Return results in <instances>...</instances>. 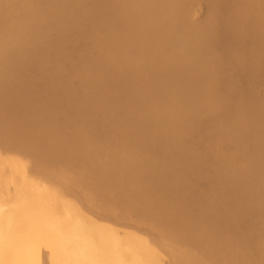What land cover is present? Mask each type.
Returning a JSON list of instances; mask_svg holds the SVG:
<instances>
[{
    "label": "bare ground",
    "instance_id": "6f19581e",
    "mask_svg": "<svg viewBox=\"0 0 264 264\" xmlns=\"http://www.w3.org/2000/svg\"><path fill=\"white\" fill-rule=\"evenodd\" d=\"M43 1L44 0H19V4L14 5V4H12V0H0V63L1 64L7 63V65H5V66H8L9 63H10L9 65H12L13 63L11 64V62H15L18 65L16 73L13 71L14 70V65H13L12 71L15 74H13V76L6 79V80L9 79V82H8L9 86L7 85L8 88L0 89L1 94L2 93L5 94L3 96V99L2 98H1L2 100L0 99V152H2L4 154L6 153L5 154L6 156L1 155V153H0V264H160L159 262H162L163 256H164V260L162 263L165 262L166 264H209V263H211V261L218 262V264L219 263L220 264H227L232 259V257L236 258L234 255L238 251H240V250H238L239 248L237 249V248L231 246V248L233 247L232 249L235 248L233 251H230V248L225 249V250L220 249L221 245L219 247L220 243H218V242H220L219 240L221 238V234L217 235V236H213V234H212L207 239L205 238L206 240L205 239L203 240V242L205 241L203 244H201L199 242L201 245L199 244L196 247L199 246L200 248H202V247L206 248V246H212L213 248L210 247V251L211 250L212 251L209 252V250H208V252L206 251V252H204V254H202V253L199 254L198 253L200 251L199 250L197 252V254H195V257H193V254H190L192 247L187 245L190 242H188L187 244L183 243V242H181L182 239L178 240V241H174V242L172 240V242H171L170 237H173L172 239H174V234L176 233L175 227L179 221L183 220V218H182V220L178 219V213L179 212L180 213H182V211L186 212L187 209L188 210L189 209H199L200 211H202V213H205L207 206L205 207L206 204L204 202L207 201V200L205 201V199L209 198L208 196H210L211 192H210L209 188L207 189L209 191H207L206 189H203V190H206V192L201 189V188H203L202 185L203 186H205V185L203 184L204 183L203 181H202L203 183L201 182L199 177H200V173H203L202 172L203 169L208 170L205 167L207 165H208L207 167H209V164L212 161L213 154L214 155L216 154L214 151L219 150L218 148H220V143L222 144V140H224V139L228 140L229 138H232V140H234L235 138H236V140H237V138H240V140L242 139L241 141H238L239 139L237 140L238 142H240V143L242 142V143L240 146V150H239V148H237L236 152L234 153V157H233L234 160L233 161L236 162L234 164H237V162L240 163L241 161H243L244 158L245 159L248 158L247 156L244 155V151H243L244 149L242 147V146H245L246 143L250 142L251 144H254L257 147V150H259V151H257V150H255V151H257L259 153V155L262 153L261 148L263 149V147H264V109H263V107L260 106V104L262 105V103H260V102L261 101L263 102L264 96L261 97V99H262V100L260 99L261 101L257 102L255 100L256 103L254 104V106L251 107V105H250V108H252V109L248 108V111L245 112L244 116L238 115V120L240 119V117H242L243 119L241 118L240 119L241 121L242 120L243 121L244 120L245 121H249V120L251 121L250 127L248 126L249 128L247 130H245L244 132H241L240 130H238L236 128L238 126L237 123L239 124V122L237 119H234L235 117L233 116V114H232V116H233L232 119L230 117L227 119L228 123H227V125H225V128L223 129V131H220V128L218 129V127L212 128L211 132L213 133V135L215 136V139L217 141L216 142L213 140L214 143L216 142L214 145L209 146L206 144L209 137L207 138V140L205 142L204 137H205L206 133L204 132V130H203V132L205 134L199 132V134L197 136H194V135H192L193 137L188 136V133H189L188 130L189 129L190 130H192L191 128L197 129L196 128L197 127L196 118H198V117H196L194 119V121L191 123H189V122L183 123V121L181 123L182 118H185V116H187V115L189 116L190 111H192L189 108L190 102L192 101L193 97L196 98V96L197 97L200 96V99L205 98L207 100L208 105L206 106V108L209 106L211 112L213 113L212 119L215 122L219 120L218 111H221L220 109L223 108L224 105L232 104L233 106H236L239 108L241 106H244V104L246 106V103L248 101L247 100L246 103L244 102L247 99L246 96H242L241 94H239L242 91L241 89H240V91L238 90V92H239L238 94L235 92L236 88H237V84L236 85H234V84L237 82L235 81V83L233 82L234 84H231L232 82L231 83L229 82L230 81L229 78L231 79L230 76L235 75L234 69H236L238 67L239 68L240 67L241 68L246 67L247 69L253 68L249 64L252 60L250 61L249 59H245L242 57V54L244 51L243 44H240V45L238 44L239 43L238 41L242 40L244 35H245L244 31H247V34H248V32L251 31V29L253 28V27H251V29H250L249 28L250 26H248V24L245 23L246 22L245 20L248 21L249 19H244V15H243V14H245L244 10L246 8L248 10L249 9L248 7H250V6L243 8L244 9L242 11L243 12L242 13L243 18H242V16L240 18H239V16H238V18L233 16L234 18H236L235 22H233L232 25H230V24L225 25L224 29H223L222 26L224 25V21H227L226 19L228 18V14L224 13V8H225V10H227L226 5H228L230 2L232 4V2L234 0H205L208 4L207 9H206L207 13H218V15L220 16V22L218 23L217 27H222V29L224 30L223 35H224V33L227 35V38H226V36L224 37V39H226V42L224 45H221L222 46V47H220L221 50H218V46L220 44H217V42H218L217 39L214 40V39H210L208 37L199 46L196 47L194 45L196 47V49H195L196 51L194 50V52H193L194 54H192L191 50H193V49H191L189 47V46H192V44L190 42L191 40L189 39L191 37V35H190V37L187 38V37H185V35H184V37H183V35L178 36V37H173V36L169 37L171 35V34H169V36H167L168 38L166 37L169 40H167V39H165V41L163 40V42H165V43L167 40L166 44L171 46L170 49H167V51L169 50L167 56L165 55L166 57H164V55H163L164 58L161 56L163 59L162 60L159 59V62H157V63L155 62L156 65L154 63V60H152L153 64L155 65L152 72L155 71L156 75H155L154 79H152V80H151V77L153 78V76L150 77L151 81H149V82L145 81V83H143V81L141 80L140 77H142V75H141L142 71H145L144 70L145 69L144 63H143L145 61L139 62V60H141V59L138 60L137 58H140L142 55L141 54L138 57L139 53L144 48L145 51H142V52H146V50H147V56L144 53L146 59H148V58L151 59L153 57L154 51L156 49H158V47L161 44L164 46L165 43L164 44H163V42L160 43L161 40L156 41V40L162 39V38H158V35H157L158 32L153 34V30H155V28L152 29V27H151V29H152L151 30L148 27H147L148 29H145L146 27H144V29H143L142 23H144V22H142V21H144V18L149 15V12L147 15L146 14L147 10H144V7L142 8L141 6H144L143 4H145V5L151 4V5H153L154 9H156L159 7L161 8L162 5L163 6L166 5V7H169V5H171L170 7L174 6L173 7L174 10H173V8L171 10L170 9L169 10L173 11L172 13H175V14L177 13V15H178L179 13H183V11L185 10L183 7L185 6V4L190 3L191 0H167V1L164 0L163 2L160 0H158V1L157 0H134V1H136V3L134 2L135 5H134V3L133 4L131 3V4L134 5L133 7L138 6V7H136L138 10L136 8L134 9V11H130L131 9H128L129 10L128 12H125V11L123 12L120 10L123 13H120V12L119 13L118 12L112 13V12H114V11H112L114 8H112V10H111L110 6H108L109 5L108 3L111 1L108 0V2L106 1L107 7L105 6L104 7L105 9H103L101 11H103V13H104V10L107 9L108 10L107 12H109V10L112 12L111 13H104L105 14V16H104L105 22L102 24L99 23L103 26L100 25L99 27L93 28L90 25L92 28L89 27L91 30L88 32L86 31L87 28L84 29L85 31L84 30L81 31L83 29V27H85V25H82V24H85V23L87 24L88 21L91 22V20H89V19L92 18V16H91L92 14L90 15L91 18L85 17V19H83V18L81 19V18H79V16L83 15L84 13L83 14L78 13V11H76V13H74L75 12L74 9H73L74 12L71 10L73 7L72 8L65 7V9L62 11V13L54 12V13H56V15H54L52 13H46L48 9H46V7H44L42 5ZM61 1L63 2V0H61ZM118 1L120 2V0H118ZM195 1H201V0H195ZM195 1H193V3H195ZM249 1L251 4V0H249ZM260 1L263 3L262 4L260 3L261 6H259L260 4L256 5L258 8L255 7V11H256V9L259 10V8H262V10H264V1H262V0H260ZM84 2L85 1H83L82 4H80V5L85 6V4H87V3L83 4ZM15 3L17 4L18 2H15ZM79 3H80V0H79L78 4ZM92 3H94V2H92ZM101 3L103 5H105L103 2H101ZM111 3L115 4L117 2L113 1ZM236 3H235V6H236ZM252 3H253V1H252ZM56 4H54V5H56ZM248 4L249 3H247V5ZM182 5H184V6H182ZM200 5H201V3H200ZM244 5L246 6L245 1H244ZM254 5L251 4V8H253L252 6H254ZM79 6H78L77 10L79 9ZM114 6H112V7H114ZM146 6L148 7V5H146ZM186 6H188V5H186ZM231 6H233V5H231ZM70 7H71V5H70ZM242 7H240V8H242ZM82 8H84V10H85V7H82ZM82 8L80 6V9H82ZM128 8H129V6H128ZM186 8H188V7H186ZM238 8H236V10ZM145 9H147V8H145ZM132 10H133V8H132ZM135 10H137V11H135ZM143 10L145 11L146 15H144ZM164 10H166V9H164ZM236 10H234V11L238 12ZM235 12H234V14H235ZM248 12H250V11H248ZM262 12H260L261 14L260 13L259 14L262 15ZM96 13H93V14L95 15ZM238 13H241V12H238ZM99 14L101 17V13H99ZM99 14H97V15L99 16ZM154 14H153V17L155 16ZM169 14H170V12H169ZM251 14H252V12H251ZM150 15L152 16V14H150ZM159 15H161V14H159ZM180 15L183 16L184 14H180ZM236 15H238V14H236ZM163 16H167V15H163ZM213 16H215V15H213ZM231 16H232V14H231ZM231 16H230V18H231ZM247 16L250 17L249 14ZM247 16L245 18H247ZM170 17L171 16H169V18ZM147 18H150V17H147ZM147 18H146V20H147ZM184 18H186V20L189 19L187 17H184ZM184 18H183V20H184ZM215 18H216V16H215ZM230 18H229V20L233 19V18H231V19ZM172 19L174 20L173 17H172ZM253 19L255 20L256 18H253ZM257 20H259L258 28H261L264 30V18H262V20L261 19H257ZM257 20H255V21H257ZM101 21H103V20H101ZM207 21L209 22V20H207ZM232 21H231V23H232ZM250 21L252 23L251 26H253V25L256 26L255 24L257 22L255 24H253L252 19H251L248 21V23H250ZM151 23H153V22H151ZM81 25L83 27L81 30H79V26H81ZM118 25L119 26L123 25V28L121 27V29H120V27H118ZM144 25H147V24H144ZM152 26H154V25H152ZM87 27H88V25H87ZM149 27H150V25H149ZM206 27L207 26L205 24L200 25V27H199L200 28V31H199L200 35L201 34L203 35V34H205L206 31H208ZM89 28H88V30H89ZM158 28H159V26H158ZM161 28H162V30L165 29L163 27H161ZM214 29L215 28H211L212 31H214ZM254 29H256V27ZM51 30H52V32L54 30V34L52 36H51V34L49 35ZM47 31H48V36H47L48 39L42 38L41 37L42 33L43 32L45 33ZM159 31H160V28H159ZM170 31H168V32L172 33L173 30L171 32ZM178 31H180V30H178ZM252 31L254 32L253 29H252ZM82 32H87V33H82ZM182 32L183 31H181V33ZM261 32H262V30L260 32H256V33L261 34ZM173 33H174V31H173ZM152 34H153V36L156 35L155 36L157 38V39L155 38L156 40L154 39V37L152 38ZM255 34H252V35H255ZM178 35H180V34H178ZM197 35H198V33L195 36L197 37ZM211 35L214 36V34H210V37H211ZM223 35H222V37H223ZM262 37H264V36L262 35ZM250 38H249V41L251 40ZM193 39H195V37ZM202 40H203V38H202ZM233 41H237L236 45L231 44V42H233ZM242 41L244 42L245 40H242ZM200 42H201V40H200ZM247 43H249V44H247ZM247 43H246L247 45H250V42H247ZM37 44H41V47H43L41 50L42 51L41 53L36 52L35 48H36ZM166 44H165V46H166ZM194 44H196V41ZM197 44H199V43H197ZM246 44H245V46H246ZM162 45H161V47H163ZM184 47H187V48L189 47V49H191L190 50L191 52L189 51V54H192L191 57L189 56L190 60H188L187 58L185 59V57L187 55H189L187 53L186 56L184 57L185 61L187 60L188 62L190 61L189 63H191V62L196 63L195 64L196 68L194 67L195 69H193L192 68L193 66L190 65L193 72L191 74H189V76L185 77V75L182 74V75H184V77L178 76L179 79L177 81L175 80L174 81L175 83L167 84L165 81H166V77L168 75V72H167L168 70H171V69L174 70L177 67L179 68L180 66H181V70H182V65L185 63V61L183 59H181L179 62L176 61L175 59L177 58L178 54L176 55L175 53H177V52H175V51L178 50V53H179V50L181 48L182 52L184 51L183 49H185V51L188 52L187 48H184ZM248 48H249V46H248ZM263 49H260L259 52L263 51ZM85 51H86V55H88V57L86 55H83V54H85ZM157 52H159V51H157ZM48 53H53V56H54V54H56L57 56L55 55L56 56L55 59L58 58L59 60H62V59H60V57L68 58V56H69V58L75 57L76 59L73 60V58H71V61H69V62H71L69 67L65 63V66H67V70H66V73L64 76L60 73L61 78L60 77L57 78L56 75H55L56 78H53L50 75H48L46 73V70H45V68L48 65L47 63H49V62H46L44 60V57L47 56ZM180 53H181V51H180ZM183 54H185V53H183ZM253 54H255V53H253ZM262 54L263 53H261L260 55L263 56ZM155 55H157V54H155ZM83 56H85L86 58L85 59L82 58ZM175 56H176V58L174 59ZM244 56H245V54H244ZM145 57H143V58H145ZM180 58H181V56H180ZM257 58H259V57H257ZM53 59H54V57H53ZM152 59H155V58L153 57ZM66 60L68 61V59H66ZM258 60H260V59H258ZM181 61L183 62V64ZM254 61L252 64H254ZM149 62H150V60H149ZM193 63H192V65H193ZM186 64L187 63H185V65ZM197 64H199V66H197ZM73 65H74V67L71 70ZM65 66H64L63 70H65V68H66ZM75 66H79L77 70H76ZM147 66L149 68V65H147ZM252 66H254V65H252ZM151 67H153V66H151ZM5 68H7V67H5ZM5 68L3 66V69H5ZM239 68H238V70H239ZM0 69H2V68H0ZM146 69H147V67H146ZM255 69H256V67H255ZM150 70H152V69L150 68ZM175 71H173V72H175ZM179 71H180V69H179ZM242 71L245 74L246 70L244 71V69H242L241 72ZM248 71H246V72H248ZM243 72H242V74H243ZM3 73L4 72H1L0 74H3ZM33 73L36 75H34L35 77H31L34 79L30 80V78H28V76H32ZM55 73H56V71H55ZM254 73H255V71H254ZM146 74H147V72H146ZM174 74L175 73H173L172 75H174ZM249 74H247V75L249 76ZM259 74H260V72H259ZM169 76H171V75H169ZM238 76H234V77H237V78L241 77V76L240 77H238ZM66 77H81L80 79L82 80V82L76 83L75 85L73 83H71L72 87L69 86L70 87L69 89L66 88V90H65V88H64L63 90H61L60 88H61L62 83L60 85V88H59V84L61 81H63L62 79H65ZM234 77L232 78L233 80H234ZM242 77L239 80H241ZM139 78L142 82L139 80ZM170 78L167 77L168 80ZM245 78H246V76H245ZM173 79H174V77L171 78V80H173ZM74 80L75 79H73L71 81L75 82ZM68 81H70V80H68ZM0 82H2V81H0ZM78 82H79V80H78ZM243 82H244V80H243ZM103 83L108 84V86H106V85H105L106 87L102 86ZM239 83H240V81H238V84ZM123 84L128 85L127 87L130 90L128 91V93H127V91H125L126 93H124V95L118 96V94L120 93V92H118L120 90L119 88H121ZM263 84H264V82H263ZM242 85H240V86H242ZM154 86L156 87V89L154 90L155 92L154 91L151 92L152 88H150L149 91L147 90V89H149V87H154ZM239 88H237V89H239ZM259 89H261V88H259ZM262 89H264V88H262ZM122 90H123V88H121L120 91H122ZM244 90H243V92H244ZM259 91H263V90H259ZM219 92H224V93H223V95H218L217 93H219ZM152 93H154V94H152ZM250 93L248 94L249 95L248 99L251 98V100H252L253 99L252 97L255 94L254 95L252 94L253 96L250 97ZM258 93H256V94H258ZM180 94H181V97H180ZM214 94H217L216 97L217 96H223V97H221V98L217 97L218 99H216L214 97ZM220 94H222V93H220ZM164 96H165L164 103L161 102V104L162 103L163 104L162 105L160 104V106H158V104H157V107L155 106V110L154 109L152 110V108H154V107L151 108L150 105L151 104L153 105V103L155 104L156 100L160 101L159 98H162ZM178 97H180V98L178 99ZM254 98H255V96H254ZM165 99H166V101H165ZM258 99H259V95H258ZM251 102H249V103H251ZM200 103H201V101H200ZM249 103H247V104L249 105ZM194 104H196V103L194 102ZM194 104L192 105V107L194 106ZM232 105H228V106H232ZM124 106H127V109L125 108L126 110L123 109ZM148 106L151 108V110L147 109V108H149ZM174 106L176 107L175 109H177V106H179V108H180L179 114H176V115L173 114V112H174L173 110H175V109H173ZM195 106H197V105H195ZM201 106H204V104ZM145 108H146V110H150L151 114H148V112H145L144 111ZM245 108H247V107H245ZM223 109H224V111L226 110L225 108H223ZM229 109H230V111L232 110L231 108H229ZM194 110H197V108L193 109V111ZM200 110L198 109L197 112L199 111V113H201ZM240 110L241 109H239L238 112H240ZM193 111H192V114H193ZM224 111L222 110L223 113H225ZM235 111H234V114H235ZM176 112H174V113H176ZM232 112L233 111L228 112V113L230 114ZM226 113H227V111H226ZM228 113L226 114V116L227 115L229 116ZM192 114H191V116H193ZM208 114L210 115L209 112H208ZM225 114H223V115H225ZM239 114H241V113H239ZM202 115H203V113H202ZM209 115H206V116H209ZM191 116H189V118ZM195 116H198V115H195ZM236 116H237V114H236ZM224 117L221 116V119L222 118L224 119ZM186 120H188V119H186ZM195 120H196V123H195ZM201 120H200V123L203 124L201 122ZM203 120H205V119H203ZM225 121H226V119H225ZM220 122H221V120H220ZM207 123H206V125H207ZM222 124H224V123L222 122ZM131 125H137V126H134L135 129H133V128L131 129V127H132ZM156 125L160 126L159 128H161V133L159 132V134H161V135L163 134V136H164V133L165 134H172L173 133V135H174L175 132H181V134L183 135V137L180 136L182 138L181 141H185L186 143H188V147L186 149V155L187 156H185L187 158L183 159V161L187 160V162H185V163H188V165H191L190 169H192V172L190 175H186L183 173L187 177L184 176L183 174H182L183 176L178 174L179 176H177V177H174V176L172 177V175H171L176 170L175 169L176 167H174L175 163L173 162L176 158L174 160H173V158L175 155H178L177 151H176L177 149L176 150L172 149V146L173 145L175 146L178 142L177 139L175 140L173 138L174 136L169 135L175 141L172 140L171 143L168 142L169 144L167 146H164V145L159 146L161 143L159 145L152 144L153 140L156 139V137L159 135L158 133L155 134L158 131V128H157V130L155 129L156 130L155 133L152 131V130H154L152 128L157 127ZM240 125H242V123ZM128 126H131V127L128 129ZM209 126H210V124H209ZM242 126H246V125L244 124ZM72 127H76V129L78 127H80V128L83 127L88 132L86 134H88L87 136L89 138L96 137L95 140L97 138L105 139L106 140L105 144H107V146L111 145V152L118 153V154L126 152V150L131 151L130 149H132V151H133L135 149V146L138 145V144H136L137 141H135L134 138L137 136L142 137V135H144V142L148 145H147V149L145 151L146 153H144L145 155L142 154L143 157H145V159L141 160L142 156H140L141 157L140 160L141 161L144 160L146 162H143V164H142L141 161L139 159H137L138 160L137 162L134 161V162H136L135 168L133 169V167H131L132 168L131 173L128 174V172L126 170L124 171L125 173L127 172V174H128L126 177H125V175H123L125 178L119 177L117 174L112 172L113 175L108 176L109 178H107L105 180L107 183V186L113 187V189L115 187L118 189L117 186L120 185L119 183L122 180H124V179L129 180V183H130L129 188L130 189L128 187H127L128 189L126 188L127 190H129V191H127L128 195H127V193H125L126 199L128 198L126 200V202L121 203L119 205H117L115 202V205L113 207H108V209H105L104 211H101L103 208H101V209L99 208L101 212H97L98 211L97 210L98 205L99 204H105L109 198L99 200L98 199L99 196L97 193H96L97 195L96 194L95 195L98 196L97 197L98 200L97 199L92 200V198L90 199L87 196L90 193L89 188L94 186V184L92 185V183H90L92 181L90 179L91 175H93L94 172H95L94 175H96L98 173V171H100V169H102V168L104 169V167L107 168V166H109V167L111 166V168H113L112 170H114L116 167L121 166L120 164L124 163V162H122V160H121V161L116 163L115 162L116 160H115V161H113V162H115V163H113L114 165H112V164L109 165L108 161L110 158H113V157H109V156H106V157L103 156L102 157V154L105 153L106 151L102 152V154H99V153L96 154L98 156L101 155L97 158L100 159V157H102V160L101 159L96 160V158L88 155L89 158H87L86 163L83 162V164L85 165V168L83 169V172H82V170L79 169V167H77L78 165L75 166V160L77 161L79 159V157L81 159H83L84 156L82 153L78 152L75 149L74 137H72L73 134L70 135V133H68V132H70L68 129H70ZM198 128H200V127H198ZM73 129H75V128H73ZM239 129H241V128L239 127ZM245 129H246V127H245ZM208 130H209V128H208ZM196 131H198V129ZM196 131H195V133H197ZM71 132H73V130H71ZM81 133L83 134V132H81ZM190 134H191V132H190ZM193 134H194V132H193ZM177 135L179 136V133ZM177 135H175V136H177ZM80 136H81V134H80ZM122 136L123 137L126 136L128 138V140H127L124 137L127 140V142H125L124 140L121 139L122 142H125L124 144H121V141H119V138H122ZM137 138L139 139V137H137ZM100 139H98L97 141H99ZM158 139H159V137H158ZM160 139L158 140V142L160 141ZM95 140H92V141L89 140V141L93 145V144H95ZM227 140H225V141H227ZM230 140L231 139H229V141ZM93 141H94V143H93ZM142 141L143 140H141V142ZM77 142H79V141H77ZM77 142H76L77 145H75L76 147H78V145H79ZM90 142H88V143H90ZM155 142L157 143V141H155ZM161 142H163V141H161ZM102 143H103V141H102ZM181 144H182V142H181ZM226 144H228V142ZM231 144H229V145H231ZM95 145H97V144H95ZM98 145H99V143H98ZM112 145L114 147H112ZM139 145L143 146L142 143H139ZM184 145L186 147V144H184ZM237 145L239 146V144H237ZM105 146L102 148L99 147L100 150H102L103 148H107ZM80 147L81 146L79 145V149H80ZM92 147L94 148V145ZM143 147H145V146H143ZM179 147H181V146H179ZM223 147L225 149V145ZM96 148L98 149L97 146H96ZM21 149L26 150V153H27L26 157L28 155L30 157L31 156L33 157V158H31V159H33V160H31V162L29 161L25 164V161L23 162V159L20 160L23 156H19V159H17V160H14L15 158L12 160V155L10 156L9 153L10 154L14 153V152L18 153V151ZM97 149H95L93 151L96 152ZM136 149H137V146H136ZM136 149H135V153L137 151ZM141 149H143V148L141 147ZM141 149L138 151H141ZM181 149L183 150V148H181ZM253 149L251 150V152L253 151ZM227 150L228 149H226V153L224 151L225 154H228ZM160 151H167L166 157L164 156V159L161 162L158 161L161 156H159V158H157V156H158L157 153H159ZM232 151H234V150H232ZM51 152L55 153V155H52L53 156L52 158H50V157L45 158V155L48 154V156H49L51 154ZM111 152H109L110 155H112ZM248 152L250 153V151H248ZM17 153H16V156H18ZM106 153L107 154H105V155H108V151ZM142 153H143V151H142ZM181 153H182V151H181ZM184 153H183V155H184ZM218 153L221 155L222 152H218ZM224 153H223V155H225ZM87 154H89V153H87ZM125 154H127V153H125ZM263 154H264V152H263ZM263 154H262V156H263ZM7 155H9V156H7ZM81 155L83 157H81ZM123 155H124V153H123ZM155 155L157 158L156 161L154 158ZM183 155H181V158ZM220 155H216V156H220ZM230 155L231 154H229V156ZM246 155H248V153ZM254 155H255V152H254ZM85 156L87 157V155H85ZM112 156H114V155H112ZM126 156H128V155H126ZM226 156H228V155H226ZM232 156H233V154L231 155V158H229L231 162H232V160H231ZM251 156H253V154ZM9 157H11V159ZM121 157H122V154H121ZM130 157L128 156V159ZM133 157L135 158V155H133ZM179 157H180V154H179ZM263 157H260V158H263ZM138 158H139V156H138ZM162 158L163 157H161V159ZM214 158H215V156H214ZM256 158L258 159L257 161H259V164L262 163L261 168L259 166L260 170H258V171H257V169L254 170L256 172L253 173L252 175H251V173L248 174V172L246 171L247 172L246 175H251L248 178L246 177L247 179H245V178L243 179V177L239 176L242 178L241 181L243 184L241 183L242 186L241 187L239 186V188L235 185L237 189L234 187L235 188L234 190L227 189L228 192L230 191L231 196L234 193L238 194V193H243L244 191L246 194V192H247L246 190L254 188V186L258 183H264V158L261 161L259 160V156H256ZM27 159L24 158V160H26V161H27ZM124 159H127V158H124ZM224 159H226V158H224ZM224 159H222V161ZM139 161L141 164L139 163ZM218 161H221V160H218ZM224 161L226 162L227 160H224ZM257 161H256V163H257ZM250 162H251V160H250ZM173 163H174V165H173ZM130 164H131V162H130ZM170 164H172L173 167L171 166L172 168L170 167L171 169H169V166H168L169 171L162 174V176H165V177L168 176V177H171V179L173 178V180H168V179H170L168 177H167L168 179H166L167 181H169V184L167 186L165 185L166 190L163 189V190L167 191V193L164 194L165 196H162L163 194L161 195L159 192L158 193L157 192H150L149 194H147L146 191H150V190H146L145 189L146 186L148 187L149 184H151V183L155 184L156 183L157 178L155 179V176L157 175V172L155 174V172H153V171H158V169H160L161 166H165V165L167 166ZM180 164H182V163H180ZM180 164L178 166H182ZM215 164H216V162H215ZM219 164H220L221 168H227V169L234 165L232 163V165L227 166L228 164L221 163V162ZM243 164H244V162H243ZM80 165H81V163H80ZM122 165H124V164H122ZM128 167H129V165H128ZM211 167H213V164ZM220 167L219 166L217 167L218 170H220L219 169ZM242 167H243V165H242ZM257 167H258V164H257ZM55 168H57V169L54 170ZM82 168H83V166H82ZM188 168H187V170H188ZM235 168H236V166L229 169L230 172L228 170L229 174H226V175H229V178L232 177L234 170H236ZM140 169H143V173H145L144 169L146 170V173L149 172L150 174L148 173V177H149V175H151L152 172L155 174V176L153 174L152 175L153 179L150 177L148 179H145L146 178V175H145V178H143V179H145V181L140 180V178L137 177V174L140 175L138 172ZM182 169H184V168L182 167L179 170L183 171ZM244 169H247V168L245 167ZM253 169H255L254 166H253ZM238 170L239 169L237 168V172H239ZM242 170H240V171H242ZM104 171H106V170H103V172ZM109 171H108V173H109ZM164 171H166V170H164ZM180 171H177V173ZM213 171H215V169ZM250 171H251V169H250ZM81 172L84 174L83 178L80 177ZM118 172H116V173H118ZM121 172L123 173V171H121ZM129 172H130V170H129ZM184 172H186V169H184ZM209 172H210L209 174H211L212 170ZM218 172H220V171H218ZM223 172L221 169V173H223ZM175 173H174V175H175ZM226 173H227V171H226ZM207 174H205L204 176H206ZM224 174H222V175H224ZM158 175H160V172ZM233 175H234L233 177H235V174H233ZM240 175H242V174H240ZM246 175L243 174L244 177ZM32 176L36 177L38 180L35 179V181H31L30 177H32ZM93 176H92V178H93ZM141 176H143V175H141ZM141 176H139V177H141ZM204 176H202V179ZM207 176H206V178H207ZM217 176H219L217 174V172L213 173L212 177L209 175V177L212 178V179L210 178V180H212L214 182H219L220 180H223L221 176H219V177H221V179H219V177H217ZM101 177H102V175H101ZM104 177H106V176H104ZM165 177H162V178H165ZM239 177L237 175V178L236 179L234 178L233 180L240 181V180H238ZM206 178H204V179H206ZM226 178H228V177H226ZM241 178H239V179H241ZM160 179H161V176H160ZM154 180H155V183H154ZM198 180H200V181H198ZM226 180H225V183H228L229 181L226 182ZM101 181H102V179H101ZM127 181H126V183H127ZM212 181H210V182L212 183ZM223 181H221V182L224 183ZM164 182L167 183L166 181H164ZM101 183H100V185H101ZM164 184L162 182V184H157L156 186L159 187V185L163 186ZM215 185H216V183L214 184V186ZM154 186L155 185L149 186V187L154 188ZM165 186L163 188H165ZM224 186H225V184H224ZM211 187H210V189L212 190ZM105 188H107V187H103V190ZM124 188H125V186H124ZM143 188H144V190H146L145 191L146 194H144L142 192ZM229 188H231V187H229ZM263 188L264 187L262 186V189ZM115 190L113 191V193L115 192ZM121 190H122V188H121ZM123 190H125V189H123ZM152 191H153V189H152ZM116 192H117V190H116ZM116 192H115V194H116ZM119 192H120V190H119ZM124 192H126V190ZM162 192L163 191H161V193ZM251 192H250V194L253 193V192L252 193ZM212 193L214 194L215 192H213V190H212ZM216 193H217V191H216ZM225 193L227 194V192H225ZM122 194H121V196H122ZM192 194H194V195H192ZM226 194L225 195L221 194V195H223V197L224 196L226 197ZM254 194H255V196L253 198H255V200H256L255 202H257V205H258V202L260 203L258 208H257V206L254 207V208H257L255 210L256 212L252 211L253 210L252 207L256 203L253 204L254 201L249 200L252 197L251 195H249L248 201H246L247 199L243 200V201H245L244 202L245 204L241 203L242 206H241L240 202L238 203L240 205V207L244 206L242 208V210H243L242 213L240 211L241 209L239 207H237L238 211L241 213V218H243L242 220H246V222H247V223L243 224L244 228H245V224L247 225V227H250V226L253 227V225L255 223L256 224L254 226H256V225L261 226L262 225V224L260 225L257 222L260 220L263 221L262 219L264 218V189L263 190L258 189ZM110 195H111V193H110ZM214 195H216V194H214ZM228 195H230V194L228 193ZM242 195H243L242 197H244V196L246 197L247 194L246 195L242 194ZM211 196H213V195H211ZM81 197H83L84 199L82 200ZM112 197H115V196H112ZM233 197H234V195H233ZM214 198H212V199H214ZM124 199L122 197V200H124ZM239 199H241V198H238V200ZM234 200H232V201H234ZM236 200H237V198H236ZM109 201H110V199H109ZM118 201H119V199H118ZM212 201H214V200H212ZM207 202H210V200ZM210 203L212 204V202H210ZM109 204H111V203H109ZM220 204H221V202H220ZM232 204H233L232 206L235 207L234 203H232ZM111 205H113V203ZM207 205H209V204L207 203ZM217 205H219V204H217ZM209 206H208V208L211 209V207H209ZM219 206L216 207V204H215V206H213L212 208L219 210L221 213L222 210H224L225 208H222V210H221L219 208ZM222 206H223V204H222ZM96 207H97V209H96ZM208 208H207V211H209ZM237 209H236V211H237ZM119 210L122 211L124 213V215H122L123 213L121 212L122 214H120V215H122V217L117 216L118 217L117 220H119L121 222L132 223L133 225L134 224L136 225V223L139 220H141L140 219L141 216H143L144 214L152 213V212H154V213L155 212H157V213H163L164 212L165 215L162 214L163 217L161 216L159 218L158 217L155 218V221L150 223L151 224L150 226L153 229L156 224L157 225L163 224V226L165 224V226H167L165 228L166 230L165 231L163 230L162 232L160 230H158V231H156L155 234H154V230L151 232H153V234L157 235V236H161V234L163 236L165 234L166 237L170 236L169 237L170 241H168V239H167L168 242H166V240H164V238H163V240L165 242L160 241L161 243H158L156 245V246H158V249H156V253H155L154 249L157 247L153 243H150L153 240L149 241L146 237L145 238L140 237L142 232H141V234L139 233L140 235L138 234L139 236L137 235L138 231L137 232L135 231L136 232L135 235H133V234L127 235L126 233H128L127 232L128 229L125 228L126 233H122L123 236L122 235L120 236L121 231L119 232V234L115 233L116 230L114 229L115 231H113V229H111L115 225L111 224L112 225V227H111V225L109 223H108L109 225H107L103 219H110V217H113L112 215L114 214V212L119 211ZM230 210H233V209H231V207H230ZM193 212H194V210H193ZM215 212H217V211H215ZM187 213H188V211H187ZM189 213H190V211H189ZM234 213H235V209H234ZM194 214H196V213L194 212ZM208 214H210V212ZM208 214H206L207 220H208V216L210 217V215H208ZM201 215H204V214H201ZM215 215H216L215 217H217L218 213H216ZM221 215H223V214H221ZM229 215H232V214H229ZM236 215L238 216V214H236ZM154 216L156 217V215H154ZM180 216H182V215H180ZM193 216L185 214V213L183 215L184 219H186V221L188 220L189 222L193 220ZM150 217H151V215H150ZM198 217H199V215H198ZM198 217L196 219H198ZM212 217L213 216H211V218ZM229 217L231 219L233 217V215H232V217L231 216H229ZM93 218L96 220H91L92 222L88 221L89 219H93ZM199 218L201 220H199V222H197V224L201 223V225H200L201 230H203V229L205 230L206 227L208 229L209 223L211 225V222H214V220L211 222H209V220L207 221L205 219V216L199 217ZM219 218H220V216H219ZM221 218H222V216H221ZM221 218L220 219L217 218L216 221H218V220L221 221ZM153 219L154 218L151 217L150 220H153ZM99 220H103L104 224L101 223ZM238 220H240V219H238ZM183 221H185V220H183ZM142 222L143 221H140V223H138V224H140V226H141ZM189 222H187V223H189ZM194 222H193V224H196ZM243 222H241V223H243ZM226 223H227V221H226ZM228 223H227V225H228ZM241 223H239V225H241ZM123 224L125 225V223H123ZM123 224H122V226H123ZM147 224H146V226L150 228V226ZM236 225L237 224H235L234 226H236ZM192 226H191V229L187 228V226H186V228L188 229V234L191 237V239H193L192 237L197 233L196 230H195L196 232L194 231ZM224 226H225V224H224ZM224 226L223 227L221 226V227L224 228ZM234 226H232V227H234ZM262 226H264V225H262ZM128 227H129V225H128ZM160 227H159V229H160ZM188 227H189V225H188ZM122 228H124V227H121V229ZM196 228H197V226H196ZM118 229H120V227H118ZM141 229H143V228L141 227L140 230ZM156 229H158V228H156ZM238 229H240V228L238 227ZM134 230H135V228H133V231ZM178 230H179V227H178ZM232 230H234V229L230 228V231H228V232L231 233ZM238 231H240V230H238ZM241 231L245 232V229H243ZM246 231L248 232V230H246ZM260 231H264V230L259 229V232ZM222 232L220 231V233H222ZM225 232L226 231H224V234L223 233L222 234L225 235ZM249 232H250L249 233L250 235L248 237L250 239L251 237H254V235L251 236L252 235L251 231H249ZM253 232H255V231H253ZM186 233H187V231H186ZM186 233H184V235ZM263 233L264 232H262L261 234L263 235ZM124 234H126V235L124 236ZM198 234L199 233H197V235ZM232 234H233V231H232ZM234 234H235V232H234ZM261 234H257V235L261 236ZM143 235H144V233H143ZM184 235H182V236H184ZM197 235H196V237H197ZM215 235H216V231H215ZM236 235H237V233H236ZM246 235L247 234H245L244 236L243 235H241V236H243V239H244ZM148 236H150V235H148ZM237 236H239V235H237ZM196 237L194 236V239ZM223 237L226 238L227 236H222V238ZM232 237H234V236L232 235ZM258 237H256V239H258ZM261 237H263V236H261ZM236 238H238V237H236ZM263 238H260V240L263 241ZM175 239H176V237H175ZM177 239H178V237H177ZM227 239H230V237ZM243 239L241 237L242 241H243ZM249 239L246 242H248ZM223 240H226V239H222V241ZM234 240H236V239H234ZM234 240H232V241H234ZM245 240L246 239H244V241ZM260 240L258 239L256 241L259 242ZM185 241L187 242V240H185ZM193 241H192V243H193ZM228 242H229V240L227 241V244H228ZM192 243H190V245ZM195 243H197V240ZM240 244H242V243H240ZM261 244H262V242H261ZM261 244H260V246H262ZM131 245H132V247H131ZM243 245H245L244 246V248H245L246 244L243 243ZM238 246H236V247H238ZM260 246L258 245V247L256 248L255 255L253 254L254 252L253 253L251 252V250L250 251L247 250V248L249 246L247 248H245L248 251V253L251 252V254L254 255V258H256L254 261L250 262L251 264H264V260L262 259V256H260L261 252L263 251L264 246H262V247H260ZM250 247H251V245H250ZM225 248H227V247L225 246ZM128 249H131L130 250L131 252L128 251ZM143 249H145L144 252H146V249L147 250L150 249V251H151V253H149L147 259H146V256H144L145 259H143V255H141L142 258L141 257L139 258L140 255L139 256L137 255V253L140 250L143 251ZM243 249H241L240 252H242ZM125 250L127 252H130L131 255H129L130 253H127V252L125 253ZM194 250H196V249H194ZM122 251H123V253H122ZM161 251H162V253H161ZM157 253H160L159 255L162 254L160 256L162 258V260ZM191 253H193V251ZM262 253H264V251ZM198 254L200 256L196 257V255H198ZM236 255H239V254H236ZM240 255H242V254H240ZM248 256H250V255H248ZM239 257H242V256H239ZM159 258L161 261L159 260ZM248 259H249V257H248ZM243 262H244V260H243ZM247 262H249V261L247 260ZM235 263H236V261H235ZM229 264H231V263H229Z\"/></svg>",
    "mask_w": 264,
    "mask_h": 264
},
{
    "label": "rangeland",
    "instance_id": "374dc122",
    "mask_svg": "<svg viewBox=\"0 0 264 264\" xmlns=\"http://www.w3.org/2000/svg\"><path fill=\"white\" fill-rule=\"evenodd\" d=\"M14 1H15V2H18V3L16 4ZM57 1H58V2H57ZM75 1H76V2L78 1V2H79V0H68V1H67V0H63V2H62L61 0H60V1H59V0H44L43 3H42V5H43L44 7H46V9H48L46 13H52V14H54V15H56L57 12H58V13H62V11L65 9V7H67V8H72V7H73L71 10L73 11V9H74V11H75V12L73 11L74 13H76V11H78V13H82V14L84 13L83 15L80 14L81 16H79V18H81V19H82V18L85 19V17L88 18V17H90V15L92 14V15H91L92 18L90 17L91 19H89V20H91V22L88 21L87 24H86V23H85V24H82V25H85V27H83L82 25L79 26V30H81L82 27H83V29H82L81 31H83L84 29L87 28V30H86L87 32L91 30L89 27H91V26H92L93 28H94V27H99L102 23L105 22V21H104V18H105V17H104V16H105L104 13H111L112 11H114V12H112V13H117V12H118V13H119V12H120V13H123L124 11H125V12H128V11H129L128 9H131L130 11H134V9H135L136 7H138V6L133 7V6L135 5V3H136V1H134V0H120V2H119L118 0H113L114 2H115V1L117 2V3H115L116 5H115L114 3H113V4L111 3V2H113L112 0H109V1H111V2L108 3V4H109L108 6H110L111 10H112V8H114V9L116 8V9H115V10L113 9L112 11L109 10V12H107L108 10L106 9V10H104V13H103V11H101V10L105 9V8H104L105 6L107 7V2H108V0H104V1H103V0H101V1H100V0H99V1H98V0H80V3H79V4H78V2L76 3ZM83 1H85L83 4L87 3V4H85V6H84V5H80V4H82ZM106 1H107V2H106ZM121 1H122V2H121ZM132 1H133V2H132ZM157 1H158V0H157ZM160 1L163 2L164 0H160ZM165 1H167V0H165ZM193 1H195V0H191V2L188 3V4H185V6L182 5V6H184L183 8H184L186 11L184 10L185 12L183 11V13H179V14H178L179 16L177 15V13L175 14V13H172L173 11H170V10L174 7V6L170 7L171 5H169L170 8H169V7H166V5H164V6L162 5V6H161L162 9H161L160 7H159L160 9H159V8L154 9L153 5H151V4H146V5H148V7H147L145 4H143L144 6H141L142 8L144 7V10H147V11H146V14H147V15H148V12H149V15L146 16V17L144 18V21H142V22H144V23H142V24H143V25H142V26H143V29H144V27H146L145 29H148V28L151 29V27H152V29L155 28V30H153V34L158 32V33H157L158 38H162V39H158V40H156V39H157V38L155 37L156 35L153 36V34H152V38H153V37H154V39L156 38V39H155L156 41H160V40H161L160 43H162L163 40L165 41V39L168 38L167 36H169V34H171L169 37H172V36H173V37H178V36H182V35H183V37H184V35H185V37H187V38L190 37V35H191V37H190L189 39L191 40L190 42H191L192 46H189V47H190L191 49H193V50L189 49V47H188V48H187V47H184V48H187L188 52L185 51V49H183V48H182V49H183L185 52H184V51L182 52L181 48H180V50H179V53H178V50H176V51L174 50L175 52H177V53H175V54H176V55L178 54V55H177V58H176V56H175L174 59L176 58L175 60L178 61V62H179L181 59H183V60L185 61L186 58H187L188 60H190L189 56L191 57L192 54H194L193 52H194V50L196 49V47L199 46V45H200V44H201L206 38H208V37H209L210 39H214V40L217 39V41H218L217 44H220V45L218 46V50H221V48H220V47H222L221 45H224L225 42H226V39H224V37L226 36V38H227V35H226L225 33H224V35H223V31H224L223 29H224V26H225V25H229V24L232 25L233 22H235V19L238 18V16H239V18H240L241 16H242V18H243V15H244V19H249V20L252 19L253 24H255V23L257 22V23L255 24L256 26H254V25L251 26V25H252L251 21H250V23H248L249 20H248V21L245 20V21H246L245 23H247L248 26H250V27H249L250 29H251V27H253L252 29L254 30V32L252 31V29H251V31H252L253 33H252L251 31H249L248 34H247V31H244V32H245V33L243 32V33L245 34L244 37H245V38L247 37L248 39H247V38L245 39V38L243 37L242 40H245L244 42H243L242 40L238 41V42H239V43H238L239 45H240V44H243V46H244V51H243L242 57L245 58V59H249L250 61L252 60L251 62L249 61V62H250L249 64H250V66L253 67L254 69H253V68H248V69H247L246 67H244V68H241V67L239 68V67H238L239 70H238V68H236L237 70L234 69V73H235V75H232V76H233V77H234V76H238V75H239L238 77H240V76L242 77V76H243L244 78L242 77V79L244 80V82H243L242 79L239 80L241 77H240V78L234 77V80H233V79H232L233 77L230 76L231 79L229 78L230 81L228 80L230 83L232 82L231 84H234L235 81H236L237 83H235L234 85L237 84V88H239V87H240V88H239V89L236 88V91H235V92L238 94V93H239L238 90L240 91V89H241L242 91H241V93H239V94H241L242 96H246V98H247L244 102L246 103V101L248 100L247 103H249V102L252 101V102H251L252 104L249 103V105H248V104L246 103V106H245V104L243 103L244 106H241L240 108H239V107H236V106H233L232 104H226V105H224L225 107L223 106V108L226 109L225 111H224L223 108L220 109L221 111H218V115H219L218 118H219V120L215 122V121L212 119V118H213V115H212L213 113L211 112L209 106L206 108V106L208 105V104H207V103H208L207 100H206L205 98L200 99V96H199V97L196 96V98L193 97L192 101L190 102V106H189V108H190V110H192V111H193V109H196V108H197V110H198V109H199V110L201 109V110H200L201 113H199V111L197 112V110H194V111H193V114H192V111H190V113H191L193 116H191V114L189 113V116H191L190 118H189V116L187 115V116H185V118H182V120H181V123H182V121H183V123H188V122L191 123V122L194 121V119H195L196 117H198V118H196L197 123H196V120H195V123L197 124V127H196V128L198 129V131H196L197 129H195V128H191L192 130L189 129V130H188L189 133L187 132V133H188V136H189V137H193L192 135L197 136V135L199 134V132H200V133H203V134L206 133V135H205V137H204V140H205V142H206L207 138L209 137V138H208V141L206 142V144L210 146V145H214V144L217 142L216 139H215V136H214L213 133L211 132L212 128H214V127L217 128V127H218V129L220 128V131H223V129L225 128V125H227V123H228L227 119H228L229 117L232 119V117L234 116V117H235L234 119H237V120H238V115H239V116H240V115H241V116H244L245 112L248 111V108H250V105H251V107L254 106V104L256 103L255 100H256L257 102H258V101H261V100H262L261 97L264 96V89H262V88H264V84H263V82H264V71H263V70H264V67H263V66H264V65H263V64H264V62H263V61H264V49H263V48H264V39H263V38H264V37H262V35L264 36V33H263L264 30L261 29V28H258L259 20H257V19H261V20H262V18H264V16H263V15H264V13H263L264 10H262V8H259V10L256 9V11H255V7L258 8L256 5H258V4H260V3H261V4L263 3V2H261L260 0H256V1H255V0H251V4H253V5L257 2L254 6H252L253 8H251V4H250V1H249V0H241V1H240V0H239V1H238V0H234V1L232 2V4H231V2H230L228 5H226L227 10H225V8H224V13L228 14V18L226 19L227 21H224V25L222 26V27H223V29H222V27H217L218 23L220 22V16L218 15V13H207V10H206V9H207V5H208V4H207V2H206L205 0L195 1V3H193ZM237 1H238V2H237ZM244 1H245L246 6L244 5ZM252 1H253V3H252ZM262 1H264V0H262ZM67 2H68V3H67ZM92 2H94V3H92ZM98 2H99V3H98ZM101 2H103L105 5H103ZM105 2H106V3H105ZM134 2H135V3H134ZM199 2L201 3V5H200ZM236 2H237V3H236ZM258 2H259V3H258ZM56 3H57V4H56ZM88 3H89V4H88ZM131 3H132V4L134 3V5H132ZM235 3H236V6H235ZM241 3H242V4H241ZM247 3H249V4L247 5ZM12 4H14V5H18V4H19V0H12ZM54 4H56V5H54ZM72 4H73V5H72ZM75 4H76V5H75ZM130 4H131V5H130ZM261 4H260L259 6H261ZM46 5H47V6H46ZM66 5H67V6H66ZM68 5H69V6H68ZM70 5H71V7H70ZM79 5L81 6V8H82V7H85V10H84V8L80 9V6H79ZM98 5H99V6H98ZM111 5H112V6L115 5V6L112 7ZM149 5H150V6H149ZM186 5H188V6H186ZM231 5H233V6H231ZM243 5H244V6H243ZM57 6H58V7H57ZM78 6H79V9H80L81 11H80L79 9L77 10ZM93 6H94V7H93ZM117 6H118V7H117ZM128 6H129V8H128ZM131 6H132V7H131ZM242 6H243V7H242ZM248 6H250V7H248ZM130 7H131V8H130ZM186 7H188V8H186ZM205 7H206V8H205ZM238 7H239V8H238ZM240 7H242V8H240ZM244 7H245V8L248 7L249 9L247 10V8H246V9L244 10V9H243ZM62 8H63V9H62ZM90 8H91V9H90ZM132 8H133V10H132ZM145 8H147V9H145ZM163 8L166 9V10H164ZM229 8H230V9H229ZM236 8H238V9L236 10ZM108 9H109V8H108ZM126 9H127V10H126ZM136 9H137V8H136ZM169 9H170V10H169ZM193 9H194V10H193ZM69 10H70V9H69ZM117 10H118V11H117ZM120 10L123 11V12H121ZM137 10H138V9H137ZM137 10H135V11H137ZM140 10H141V9H140ZM144 10H143L144 15H146ZM151 10H152V11H151ZM156 10H157V11H156ZM159 10H160L161 12H160ZM163 10H164L165 12H164ZM167 10H168V11H167ZM173 10H174V8H173ZM234 10H236V11H238V12H241V13L235 12ZM239 10H240V11H239ZM243 10H244V13H245V14L242 15V13H243L242 11H243ZM48 11H49V12H48ZM105 11H106V12H105ZM150 11H151V12H150ZM158 11H159V12H158ZM191 11H192V12H191ZM195 11H196V12H195ZM248 11H250V12H248ZM259 11H260V12L263 11V12H262V15H260L261 13H260ZM54 12H56V13H54ZM73 12H72V13H73ZM92 12H93V13H96V12H97V13L94 15ZM155 12H156V13H155ZM163 12H164V13H163ZM167 12H168V13H167ZM169 12H170V14H169ZM188 12H189V13H188ZM194 12H195V13H194ZM232 12H233V13H232ZM234 12H235V14H234ZM251 12H252V14H251ZM99 13H101V17H102L103 19L100 17V14H99ZM154 13H155V14H154ZM171 13H172V14H171ZM187 13H188V14H187ZM229 13H230V14H229ZM259 13H260V14H259ZM97 14H99V16H98ZM150 14H152V16H151ZM153 14L155 15V16H154L155 18L153 17ZM159 14H161V15H159ZM180 14H184L185 16H184V15L181 16ZM208 14H209V15H208ZM231 14H232V16H231ZM236 14H238V15H236ZM240 14H241V15H240ZM248 14H249L250 17L247 16ZM163 15H167V16H163ZM193 15H194V16H193ZM198 15H199V16H198ZM213 15H215L216 18H215V16H213ZM217 15H218V16H217ZM253 15H254V16H253ZM94 16H95V17H94ZM96 16H97V17H96ZM169 16H171V17L169 18ZM191 16H192V17H191ZM230 16H231V18H233L234 20L231 19ZM233 16H235L236 18H234ZM246 16H247V18H245ZM260 16H261L262 18H261ZM147 17H150V18H147ZM151 17H152V18H151ZM172 17L174 18V20L172 19ZM184 17H187V18H189V19L186 20V18H184ZM258 17H259V18H258ZM96 18H97V19H96ZM100 18H101V19H100ZM146 18H147V20H146ZM168 18H169V19H168ZM181 18H182V19H181ZM183 18H184V20H183ZM229 18H230L231 20H229ZM250 18H251V19H250ZM253 18H256L255 20H257V21H255ZM92 19H93V20H92ZM153 19H154V20H153ZM166 19H167V20H166ZM94 20H95L96 22H95ZM101 20H103V21H101ZM150 20H151V21H150ZM168 20H169V21H168ZM207 20H209V22H208ZM210 20H211V21H210ZM214 20H215V21H214ZM232 20H233V21H232ZM92 21H93V22H92ZM146 21H147V22H146ZM186 21H187V22H186ZM189 21H190V22H189ZM228 21H229V22H228ZM231 21H232V23H231ZM254 21H255V22H254ZM151 22H153V23H151ZM154 22H155V23H154ZM204 22H205V23H204ZM207 22H208V23H207ZM212 22H213V23H212ZM88 23H89V24H88ZM99 23H101V24H99ZM194 23H195L196 25H195ZM227 23H228V24H227ZM93 24H94V25H93ZM96 24H97L98 26H97ZM144 24H147V25H144ZM176 24H177V25H176ZM181 24H182V25H181ZM187 24H188V25H187ZM201 24H202V25L205 24V25L207 26L206 28H207L208 31H206V32H207L208 34H207L206 32H205L206 35H205V34H203V35H202V34H201V35L199 34V31H200V28H199V27H200ZM87 25H88V27H87ZM90 25H91V26H90ZM149 25H150V27H149ZM152 25H154V26H152ZM101 26H103V25H101ZM142 26H141V27H142ZM158 26H159V28H160V31H159ZM180 26H181V27H180ZM196 26H197L198 28H197ZM92 27H91V28H92ZM118 27H120V29H121V27L123 28V25H120V26L118 25ZM147 27H148V28H147ZM161 27H163V28H165V29L162 30ZM176 27H177L178 29H177ZM255 27H256V29H254ZM88 28H89V30H88ZM102 28H103V27H102ZM180 28H181V29H180ZM211 28H215L214 31H212ZM220 28H221V29H220ZM152 29H151V30H152ZM258 29H259V30H258ZM260 29L262 30L261 34H260V33H256V32H260V31H261ZM102 30H103V29H102ZM170 30H171V31L173 30L174 33H173V31H172L173 34H172V33H169L168 31H170ZM178 30H180V31H178ZM197 30H198V31H197ZM221 30H222V31H221ZM256 30H257V31H256ZM84 31H85V30H84ZM103 31H104V30H103ZM171 31H170V32H171ZM181 31H183V32L181 33ZM87 32H82V33H87ZM167 32H168V33H167ZM179 32H180V33H179ZM211 32H212V33H211ZM221 32H222V33H221ZM197 33H198V35H197V37H196L195 35H196ZM217 33H218V34H217ZM255 33H256V34H255ZM50 34H51V36H52V35L54 34V30H53V32H52V30H51L50 33H49V35H50ZM175 34H176V35H175ZM178 34H180V35H178ZM186 34H187V35H186ZM210 34H214V36L211 35V37H210ZM252 34H255V35H252ZM174 35H175V36H174ZM192 35H193V36H192ZM207 35H208V36H207ZM217 35H218V36H217ZM222 35H223V37H222ZM250 35H251V36H250ZM258 35H259L260 37H259ZM47 36H48V31L45 32V33L43 32L41 37L44 38V39H48ZM201 36H202V37H201ZM203 36H204L205 38H204ZM206 36H207V37H206ZM212 36H213V37H212ZM163 37H164V38H163ZM166 37H167V38H166ZM192 37H193V38L195 37V39H193ZM198 37H199V38H198ZM217 37H218V38H217ZM250 37H251V38H250ZM254 37H255V38H254ZM191 38H192V39H191ZM202 38H203V40H202ZM249 38L251 39L250 41H249ZM256 38H257V39H256ZM167 40H169V39H167ZM167 40H166V43H167ZM200 40H201V42H200ZM219 40H220V41H219ZM253 40H254V41H253ZM255 40H256V41H255ZM195 41H196V44H194ZM192 42H193V43H192ZM219 42H220V43H219ZM236 42H237V41H233V42H231V44L236 45ZM241 42H242V43H241ZM247 42H250V45H247V44H249V43H247ZM164 43H165V42H163V44H164ZM166 43H165V44H166ZM197 43H199V44H197ZM222 43H223V44H222ZM246 43H247V44H246ZM165 44H164V46L161 44L164 48L161 47V45H160V46H159L160 48L158 47V49H156V50L154 51V53H153V57H154L155 59H152L153 57H152L151 59H150V58L146 59L145 55L147 56V50H146V52H142V51H145L144 48H143V50L141 51L142 53L140 52L139 55H138V57H139V56L142 54L141 57H140V58H137V57H136L138 60L141 59V60H139V62L145 61V62H143V63H144V68H145L144 70H145V71H142V73H143V74L141 73L142 77H140L141 75L139 76V77L141 78V80L143 81V83H145V81H148V82H149V81H151L152 79H154V77H155V75H156V74H155L156 72H155V71L152 72V71H153V69H154L156 63L159 62V59L162 60L164 57L167 56L168 51H169V50L167 51V49H170L171 46H170V45H167V44H166V46H165ZM245 44H246V46H245ZM256 44H257V45H256ZM194 45H195L196 47H195ZM258 45H259V46H258ZM260 45H261V46H260ZM167 46H168V47H167ZM248 46H249V48H248ZM250 46H251V47H250ZM193 47H194V48H193ZM260 47H261V48H260ZM42 48H43V47H41V44H37V45H36V48H35V49H36V52H37V53H41V52H42V51H41ZM159 49H160V50H159ZM260 49H263V51L259 52ZM38 50H39V51H38ZM161 50H162V51H161ZM163 50H164V51H163ZM190 50H191L192 52H191ZM246 50H247V51H246ZM257 50H258V51H257ZM86 51H87V50H86ZM86 51H85V54H83V55H86ZM157 51H159V52H157ZM166 51H167V52H166ZM180 51H181V53H180ZM189 51H190L192 54H189ZM195 51H196V50H195ZM144 53H145V55H144ZM183 53H185V54H183ZM187 53H188L189 55L186 56ZM247 53H248V54H247ZM253 53H255V54H253ZM261 53H263V54H262L263 56L260 55ZM87 54H88V53H87ZM155 54H157L159 57H158L157 55H155ZM182 54H183V55H182ZM244 54H245V56H244ZM250 54H251V55H250ZM256 54H257V55H256ZM55 55H56V54H54V56H53V53H48L47 56L44 57V60H45L46 62H49V63H47L48 65H47V67L45 68V70H46V73H47L48 75H50L51 77H53V78H56V77L58 78V77H60V78H61V74H62L63 76L65 75L66 70H67V66L69 67L70 64H71V62H69V61H71V58H73V57H71V58H69V56H68V58H66V57H60V59H62V60H59L58 58L55 59V57L57 56V55H56V56H55ZM163 55H164V57H163ZM165 55H166V56H165ZM86 56L88 57V55H86ZM161 56H162L163 58H162ZM178 56H179V57H178ZM180 56H181V58H180ZM185 56H186V57H185ZM53 57H54V59H53ZM143 57H145V58H143ZM160 57H161V58H160ZM184 57H185V59H184ZM257 57H259V58H257ZM65 58L68 59V61H67ZM82 58L85 59L86 57L83 56ZM250 58H251V59H250ZM253 58H254V59H253ZM75 59H76V58L74 57L73 60H75ZM258 59H260V60H258ZM63 60H64V61H63ZM138 60H137V61H138ZM149 60H150V62H151L152 64L149 62ZM152 60H154V63L156 62L155 65L153 64V61H152ZM254 60H255V61H254ZM65 61H66V62H65ZM186 61H187V60H186ZM186 61H185V63H187L186 65H185V63L183 64V62L181 61L182 64H183V65H182V70H181V66H180L179 68L177 67L178 69L176 68L177 70H176V69L173 70V69L170 68L171 70H168V71H167V72H168V75H167L168 78H170V77L173 78V77H174L173 80H171V78L168 80L167 77H166V81H165V82H166L167 84H170V83L173 84V83H175V82H174L175 80L177 81V80L179 79V77H184V75H185V77H187V76H189V74H191V73L193 72V70L191 69V66H193L192 68L195 69V68H196V67H195V64H196V63H193V62L189 63L190 61H189V62H188V61L186 62ZM253 61H254V64H252ZM259 61H260V62H259ZM181 62H180V63H181ZM12 63H13V64H12ZM65 63H66L67 66H65ZM67 63H68V64H67ZM192 63H193V65H192ZM257 63H258L259 65H258ZM261 63H262V64H261ZM3 64H4V65H3ZM9 64H10V63H9ZM9 64H8V66H5V65H7V63H6V64H5V63H2V64L0 63V68H2V69H0V73H1V72H4L3 74H0V75H1V76H0V81H2V82H0V89H6V88H8L7 85L9 86V84H8L9 79H8V80H6V79L9 78V77H11V76H13V74H15L16 71H17V67H18V65H17L15 62H11L12 65H9ZM146 64L149 65V68H148V66H147ZM150 64H151V65H150ZM255 64H256V65H255ZM13 65H14V70H13V71H14L15 73L12 71V69H13ZM190 65H191V66H190ZM252 65H254V66L256 67V69H255V67L252 66ZM3 66H4V68H5V67H7V68L3 69ZM56 66H57V67H56ZM64 66L66 67L65 70H63V69H64ZM151 66H153V67H151ZM188 66H189V67H188ZM197 66H199V64H197ZM49 67H50V68H49ZM73 67H74V65L72 66L71 70L73 69ZM78 67H79V66H75L76 70L78 69ZM146 67H147V69H146ZM194 67H195V68H194ZM261 67H262V68H261ZM47 68H48V69H47ZM56 68H57V69H56ZM150 68H151L152 70H150ZM183 68H184V69H183ZM10 69H11V70H10ZM148 69H149L150 71H149ZM179 69H180V71H179ZM240 69H241V70L244 69V71H245V70H246V71L249 70V71H248V72L245 71V74H244V72L242 71V72H243V74H242V72H241ZM250 69H251V70H250ZM260 69H261V70H260ZM1 70H2V71H1ZM58 70H59V71H58ZM71 70H70V71H71ZM146 70H147V71H146ZM175 70H176L177 72H176ZM256 70H257V71H256ZM55 71H56V73H55ZM64 71H65V72H64ZM173 71H175V72H173ZM235 71H236V72H235ZM239 71H240V72H239ZM252 71H253V72H252ZM254 71H255V73H254ZM262 71H263V72H262ZM144 72H145V73H144ZM146 72H147V74H146ZM238 72H239L240 74H239ZM250 72H251V73H250ZM257 72H258V73H257ZM259 72H260V74H259ZM8 73H9V74H8ZM49 73H50V74H49ZM60 73H61V74H60ZM148 73H149V74H148ZM150 73H151V74H150ZM169 73H170V74H169ZM173 73H175V74L172 75ZM249 73H250V74H249ZM253 73H254V74H253ZM153 74H154V75H153ZM182 74H184V75H182ZM247 74H249L250 77H249ZM30 75H31V74H30ZM34 75H36V74L33 73L32 76H28V78H30V80H32V79H34V78H31V77H35ZM55 75H56V77H55ZM143 75H144V76H143ZM169 75H171V76H169ZM260 75H261V76H260ZM63 76H62V77H63ZM151 76H153V78H152ZM178 76H179V77H178ZM245 76H246V78H245ZM254 76H255V77H254ZM259 76H260V77H259ZM150 77H151V80H150ZM72 78L75 79V80H74L75 82L71 81V80H73ZM80 78H81V77H66L65 79H62L63 81L60 82V84H59V88H60V85H61V83H62L61 88H60L61 90H63L64 88H65V90H66V88L69 89L70 87H72V84H71V83H73V84L75 85L76 83H80V82H82V80H81ZM140 78H139V80H140ZM235 78H236L238 81H240L239 84H238V81H237ZM260 78H261V79H260ZM3 79H4V80H3ZM148 79H149V80H148ZM252 79H253V80H252ZM68 80H70V81H68ZM78 80H79V82H78ZM141 80H140V81H141ZM245 80H246V81H245ZM251 80H252V81H251ZM260 80H261V81H260ZM142 81H141V82H142ZM171 81H172V82H171ZM4 82H5V83H4ZM66 82H67V83H66ZM68 82H69V83H68ZM233 82H234V83H233ZM259 82H260V83H259ZM146 83H147V82H146ZM245 83H246L248 86H247ZM67 84H68V85H67ZM242 84H243V85H242ZM74 85H73V86H74ZM105 85L108 86V84H106V83H105V84H104V83L102 84V86H105ZM240 85H242V86H240ZM65 86H66V87H65ZM69 86H70V87H69ZM106 86H105V87H106ZM127 86H128V85L123 84L122 87H121V88H123L122 91H120L121 88H119L120 90H119L118 92H120V93L118 94V96H119V95H124V93H126L125 91H127V93H128V91H129L130 89H129ZM246 86H247V87H246ZM62 87H63V88H62ZM125 87H126L127 89H126ZM124 88H125V89H124ZM150 88H152V89H151V92L154 91V90L156 89V87L154 86V87H149V89H147V90L149 91ZM259 88H261V89H259ZM244 89H245V90H244ZM247 89H248V90H247ZM243 90H244V92H243ZM257 90H258V91H257ZM259 90H263V91H259ZM249 91H250L251 93H250ZM252 91H253V92H252ZM118 92H117V93H118ZM154 92H155V91H154ZM248 92L250 93V97L253 96V95L255 94V95H254L255 98H254V96H253V97H252L253 99L251 100V98H249V99H250V100H249V99H248V97H249V95H248L249 93H248ZM258 92H259V93H258ZM262 92H263V93H262ZM121 93H122V94H121ZM220 93H222V94H220ZM223 93H224V92H219V93H217V94H218V95H223ZM256 93H258V94H256ZM152 94H154V93H152ZM152 94H151V95H152ZM217 94H214V97H215L216 99H218L219 97H220V98L223 97V96H217V97H218V98H217V97H216ZM252 94H253V95H252ZM4 95H5V94H3V93L1 94V91H0V99H1V98L3 99V96H4ZM247 95H248V96H247ZM258 95H259V99H258ZM165 96H166V95H165ZM165 96L162 97L163 99H162V98H159L160 101H159V100H158V101L156 100L157 102L155 101V104L153 103L154 106H153L152 104L150 105L151 108L154 107V108H152V110H153V109L155 110V106L157 107V104H158V106H160L161 102L164 103V98H165ZM180 97H181V94H180ZM180 97H178V99H179ZM256 97H257V98H256ZM215 98H214V99H215ZM2 99H1V100H2ZM198 99H199V100H198ZM204 99H205V100H204ZM216 99H215V100H216ZM257 99H258V100H257ZM260 99H261V100H260ZM165 101H166V99H165ZM196 101H197V102H196ZM200 101H201V103H200ZM205 101H206V102H205ZM158 102H159V103H158ZM192 102H193V103H192ZM194 102H195L196 104H194ZM204 102H205V103H204ZM253 102H254V103H253ZM163 103H162V104H163ZM191 103H192V104H191ZM260 103H262V105L260 104V106L263 107V109H264V97H263V102L261 101ZM162 104H161V105H162ZM193 104H194V106H193L194 108L192 107ZM198 104H199V105H198ZM200 104H201V105L204 104V106H201ZM195 105H197V106H195ZM228 105H232V106H228ZM226 106H227V107H226ZM148 107H149V106H148ZM228 107L232 109L231 111H233V112L230 113V114H229L228 112H231V111H230V109H229ZM234 107H235L236 109H235ZM242 107H243V108H242ZM245 107H247V108H245ZM125 108L127 109V106H124V107H123L124 110H126ZM146 108H147V107H146ZM146 108H145L144 111H145V112H148V114H151V113H150V112H151V111H150L151 108H150V107L147 108V109H150V110H146ZM175 108H176V107L174 106L173 109H175ZM178 108H179V106H177V109L173 110L174 112L177 111L176 113L173 112L174 115L179 114L180 108H179V109H178ZM208 108H209V109H208ZM244 108H245V109H244ZM207 109H208V110H207ZM228 109H229V110H228ZM233 109H234V110H233ZM239 109H241L244 113H243L241 110H240V112H238ZM246 109H247V110H246ZM250 109H252V108H250ZM250 109H249V110H250ZM261 109H262V108H261ZM222 110H223L225 113H226V111H227V113L229 114V116L227 115V116H228V117H227V116H226L227 113H226V114L223 113ZM235 110H236V111H235ZM195 111H196V112H195ZM234 111H235V114H234ZM153 112H154V111H153ZM153 112H152V113H153ZM194 112H195V113H194ZM208 112L210 113V115L208 114ZM221 112H222V113H221ZM198 113H199V114H198ZM202 113H203V115H202ZM219 113H220V114H219ZM239 113H241V114H239ZM223 114H225V115H223ZM232 114H233V116H232ZM236 114H237V116H236ZM195 115H198V116H195ZM206 115H209L211 118H210L209 116H206ZM230 115H231V116H230ZM221 116H223V117L225 116L224 119L222 118L224 121L221 119ZM187 117H188V118H187ZM236 117H237V118H236ZM241 118H242V117H240V119H241ZM186 119H188L189 121L186 120ZM190 119H191V120H190ZM201 119H202V120H201ZM203 119H205V120H203ZM207 119H208L209 121H208ZM225 119H226L227 122L225 121ZM240 119H239V120H240ZM242 119H243V118H242ZM200 120H201V122H202L203 124L200 123ZM220 120H221V122H220ZM239 120H238L239 124L237 123V125H238L241 129H239V127H238L237 125H236V126H237L236 128H237L238 130H240L241 132H244L245 130H247V129L250 127V123H251L250 120H249V121H245V120L243 121V120H242L243 122H242L241 120H240V121H239ZM198 121H199V122H198ZM211 121H212V122H211ZM207 122L210 124L211 127L209 126V124H208ZM210 122H211V123H210ZM214 122H215V123H214ZM218 122H219V123H218ZM222 122H223L224 124H222ZM206 123H207V125H206ZM212 123H213V124H212ZM220 123H221L222 125H221ZM241 123H242V125L245 124L246 126H242V125H240ZM247 123H248V124H247ZM212 125H213V126H212ZM218 125H219V126H218ZM220 125H221V126H220ZM131 126H132V127H131ZM131 126H128V129H129L130 127H131V129H132V128L135 129L134 126H137V125H131ZM156 126H157V127H156ZM156 126H155L156 128H152V129H154V130H152V131L155 133L156 130H157V128H158V131H157L155 134H157V133L159 134V132L161 133V128H159L160 126H158V125H156ZM206 126H207V127H206ZM208 126H209V127H208ZM222 126H223V127H222ZM248 126H249V127H248ZM198 127H200L201 129L198 128ZM204 127H205V128H204ZM245 127H246V129H245ZM73 128H75V129H73ZM208 128H209V130H208ZM155 129H156V130H155ZM206 129H207L209 132H208ZM68 130H69L70 132H68V131H67V132L70 133V135L73 134L72 137H74V144L77 145L76 142L79 141V142H77V143L82 147V148L80 147V149H79V145H78V147H76V146L74 145L75 149H76L78 152L82 153L83 156H84L83 159H81V158L79 157V159H78L77 161L75 160V166L78 165L77 167H79V169H81L82 172H83V169L85 168V165L83 164V162L86 163L87 158H89V156H92V157L96 158V160H100V159L102 160V157H103V156H104V157H106V156L113 157V158H110V159H109V161H108L109 165H111V164L114 165L113 163H115V162L117 163V162H119V161H121V160H122V162H124V163H121V164H120L121 166L116 167L114 170H112L113 168H111V166H110V167L107 166V168L104 167V169H103V168L100 169L101 172H100V171H98V173L96 172V173H97L96 175H94V173H95V172H94V173H93L94 176L90 174V175H91V178H90V179L92 180L90 183H92V185L94 184V186H92L91 188H89L90 193H89V195H87V196H88L90 199L92 198V200L97 199L98 196H99V197H98L99 200H100V199H105V198H106V199H108V198L110 199V201H109V199L107 200L108 202L106 201L107 204H106V203H105V204H99V205H98V209H97V207H96V209H97L98 211H97V210H96V211H97V212H101V211H104L105 209H108V207H113V206L115 205V202H116L117 205L126 202V200H127L128 198L126 199V194H125V193H127V195H128V192H127V191H129V190H127V189H128L129 186H130L129 180H128V179H124V180H122L123 182L121 181V182L119 183L121 186H120V185L117 186L118 189H117L116 187L113 189V187H109V186H107V183H106L105 180H106L107 178H109L108 176L113 175V173L117 174L119 177L125 178L129 173H131V171H132V170H131V169H132L131 167H133V169L135 168V164H136V162L138 161L137 159L140 160V158H141L140 156H142L141 160H142V159H145V157H143V155H145L144 153H146L145 151H146V149H147V145H148V144H146V143L144 142V135H142V137L137 136V137H139V139H138L137 137L134 138V140L137 141L136 144H138V145H136V146H137V149H136V146H135V149L137 150L136 153H135V149H134L133 151H132V149H130L131 151L126 150V152H123L125 156L123 155V153L120 152V153L122 154V157H121V154L111 152V145H108V146H109V147H108L107 144H105V143H106V140H105V139H103V138H101V139H100V138H97V139L95 140L96 137H94V138H89V137L87 136L88 134H86V133H88V132H87L83 127H82V128L78 127L77 129H76V127H72V128H70V129H68ZM71 130H73V132H71ZM199 130H200V131H199ZM203 130H204L205 133L203 132ZM84 131H85V132H84ZM195 131H196L197 133H195ZM76 132H77V133H76ZM81 132H83V134H82ZM190 132H191V134H190ZM193 132H194V134H193ZM75 133H76V134H75ZM175 133H176V134H175ZM175 133H174V135H173V133H172V134H165V133H164V136H163V134H162V135L159 134V135L156 137V139L153 140V143H152V144H155V145L157 144V145H159V144L161 143L159 146H163V145H164V146H167V145H168L169 143H171L172 140H173L171 136H174L173 138H174L175 140L177 139L178 142H177V144L175 145L176 147H175L174 145L172 146V149H173V150H176V149H177L176 151H177V154H178V155H175V156H174L173 160H174L175 158H176V159L173 161V162L175 163V165H174V163H173V165H174V167H176L175 169H176L177 171H180L179 169H181V168L183 167L184 169H186V172H184V169H182L183 171H180V172H178V173H177V171L175 170V171H174V173L176 172L175 175H174V173H172L171 175H172V177H173V176H174V177H177V176H179V175L183 176L184 174H186V175H190L191 172H192V169H190V168H191V165H188V163H185V162H187V160L183 161V159H186V158H187V157H185V156H187V155H186V149H187V147H188V143H186L185 141H181V140H182L181 137H183V135L181 134V132H175ZM178 133H179V136L177 135ZM209 133H210V134H209ZM80 134H81V136H80ZM84 134H85V135H84ZM195 134H196V135H195ZM75 135H76V136H75ZM167 135H168V136H167ZM169 135H171V136H169ZM175 135H177V136H175ZM77 136H78V137H77ZM84 136H85V137H84ZM161 136H162L163 138H162ZM166 136H167V137H166ZM180 136H181V137H180ZM75 137H76V138H75ZM124 137L128 140V138H127L126 136H124ZM124 137L122 136V138H119V141H121V144H124L125 142H127V140H126ZM158 137H159V139L161 138L159 142H158V140H159ZM168 137H169V138H168ZM87 138H88L89 140H91V141H92V140H95V144H97V145H95V144H93V145H94V148H95V149H97L96 146L98 147V149H99V150L97 149L98 151H97V150H96V152L93 151V150H95V149L92 147V146H93L92 143H91ZM142 138H143V139H142ZM178 138H179V139H178ZM180 138H181V139H180ZM212 138H213V139H212ZM98 139H100V140H99L100 142L97 141ZM102 139H103V140H102ZM121 139L124 140L125 142H122ZM136 139H137V140H136ZM229 139H231V140L229 141ZM229 139H228V140H227V139L222 140V144L220 143V148H218L219 150L214 151L216 154H215V155L213 154L212 161L210 162L209 167H207L208 165L205 167V168L208 169V170H204V169H203V171H202L203 173H200V177H199V178H200L201 182H202V181L204 182V183H203V182H202V183L205 185V186L202 185L203 188H201V189H202V190H203V189H206V190H207V189L209 188V190H210L211 193H212V190H213V192H215L214 194H216V195H214L213 193H212V194L210 193V196H208L209 198L205 199V201H206V200H207V201L210 200V202H212V204H211L210 202H207V201L204 202V203L206 204L205 207L207 206V207H206V211H205V213H202V211H200L199 209H189V210L187 209L188 213H187V211H186V212H183V211H182V213H180V212L178 213V219L182 220V218H183V220H185V221H186V219H184V217H183L184 213H185V214H188V215H191V216L194 215V216H193V220L190 221L191 223H190L188 220H187L186 222L183 221V220H182L183 222H182V221H179V222H178V224H179L180 226H179L178 224H177L178 226L176 225V227H175V228H176V229H175V230H176V233L174 234V239H175V237H176V239H177V237H178L177 240H176V239H175V240L172 239L173 237H170V236H167V237H166L165 234H164V236L161 234L162 237H161V236L154 235V234L156 233V231H158V230H160L161 232H162L163 230H164V231L166 230L165 228H166L167 226H165V224H164V226H163V224H160V225H157V224H156V225L154 226L153 229H152L151 226H150V225H151L150 223L154 222V221H155V218H157V217L159 218V217H161V216L163 217L162 214H164V212H163V213H157V212L154 213V212H152V213L144 214L143 216H141V218H140L141 220H139V221L136 223V225H135V224L133 225L132 223L121 222V221L117 220L118 217H122V215H124V213H123L122 211L119 210L120 212H119V211H115V212L113 211V212H114V214L112 215L113 217H110V219H103L104 222H105L107 225H109V224H110V225H111V224L115 225L114 227H112V225H111V227H112L111 229H113V231L116 230L115 233H117V234H119V232L121 231L120 236L122 235V233H126L125 228L128 229V230L130 229L129 231L127 230V232H128V233H126L127 235H128V234H131V235L133 234V235H135L137 231H138V232H137V235H138L139 233L141 234V232H142L141 235L139 234L140 237H142V238H145V237H146L149 241H150V240H153V241H151L150 243H153L155 246H156L158 243H161L160 241L165 242L164 240H166V242H168V241H170V239H171V242H172V240H173V242H174V241H178V240H181V239H182L181 242L186 243V244H187L188 242L192 243V241L194 240V241H193L194 244H193V243H192L191 245H190V243L187 244V245H189V246L192 247L191 252L193 251V253L190 252V254H193V257H195V254H197V252H198L199 250L201 251V252H200V251L198 252L199 254H201V253L204 254V252H206V251L208 252V250H209V252L212 251V250L210 251V247L213 248L212 246H206V248H205V247L200 248L199 246L196 247V246L199 245L200 243L203 244V243L205 242V241L203 242V240H204L205 238L207 239V238L210 237L212 234H213V236H217V235H220V234H221V238H220V240H219L220 242H218V243H220V244H219V247H220V245H221L220 249H224V250H225V249L230 248V251H233L235 248H237V249L239 248L238 250L241 251V249H243L244 246H245V245H243V243H245V244H246V247H245V248H247L248 246L250 247V245H251V247H250V248L248 247L247 250H249V251L251 250V252H252V253L254 252L253 254L255 255L256 248L258 247V245L260 246L261 242H262L261 245L264 246V242H263V241H264V238H263V237H264V233H263V235L261 234V233L264 232V231H260V232H259V229H260V230H261V229L264 230V226H262V225H264V218L262 219L263 221L260 220V221L257 222V223H259L260 225L262 224L261 226H259V225L254 226V225L256 224V223H255V224L253 225V227H251V226H250V227H247V225L245 224V228H244L243 224H244V223H247L246 220H242L243 218H241V213H242V211H243L242 208H243L244 206H243V207H240V205H239L238 203L240 202V204H241V203L243 204V203L245 202V201H243L244 199H245V200L247 199L246 201H248V199H249V195H251L252 197L250 196L251 198H250L249 200H251V201L253 200V201H254L253 204L256 203V204H254L255 206L253 205V207H252V208H253L252 211L254 212V211L259 207V204H260V203L258 202V205H257V202H255L256 200H255V198H253V197L255 196L254 193H255L258 189H259V190H263L264 188L262 189V186L264 187V183H258V184H256V185L254 186V188H251V189L246 190V191H247L246 194H247L248 196L245 194V191H244L243 193H238V194L234 193V194H233L234 197H233V195L231 196L230 191L228 192L227 189H229V190H234V189L236 188V186H237L238 188H239V186L241 187V186H242V185H241V183H242V181H241L242 178H241V177H243V179H244V178L247 179V178L250 177L253 173L256 172V171H254V170H256V169H257V171L260 170L262 163L260 162L261 164H259V161H257V160H258V159H257L258 157L256 158V156H259V160H260V161L263 160V158H264V157H263V156H264V154H263V152H264V151H263V150H264V147H263V149L261 148V150H262L261 152H262V153L259 155V153L257 152V151H259V150H257V147H256L254 144H251V143L248 141L249 143H246L245 146H242L243 149H244V150H243V151H244V155L247 156L248 158H246V159L244 158L243 161H241L240 163L237 162V164H234V163H236L235 161H233V160H234V158H233V157H234V153L236 152L237 148H239V150H240V146H241V143H242V142L240 143V142H238V141H241L242 139L240 140V138H237V140L239 139L238 141L236 140V138H235V139L233 138L234 140H232V138H229ZM75 140H76V141H75ZM87 140H88V141H87ZM141 140H143V141L141 142ZM165 140H166V141H165ZM169 140H170V141H169ZM175 140H173V141H175ZM213 140L216 141V142L214 143ZM225 140H227V141H225ZM81 141H82V142H81ZM86 141H87V142H86ZM102 141H103V143H102ZM155 141H157V143H156ZM161 141H163V142H161ZM212 141H213V142H212ZM88 142H90V143H88ZM151 142H152V141H151ZM168 142H169V143H168ZM181 142H182V144H181ZM227 142H228V144H226ZM232 142H233V143H232ZM93 143H94V141H93ZM98 143H99V145H98ZM139 143H142L143 146H145V147H143L142 145H139ZM224 143H225V144H224ZM231 143H232V144H231ZM234 143H235V144H234ZM87 144H88V145H87ZM100 144H101V145H100ZM102 144H103V145H102ZM144 144H145V145H144ZM165 144H166V145H165ZM179 144H180V145H179ZM184 144H186V147H185ZM229 144H231V145H229ZM233 144H234V145H233ZM237 144H239V146H238ZM91 145H92V146H91ZM105 145H106V146H105ZM178 145L181 146V147H179ZM222 145H223V146L225 145V149H224V147H223ZM236 145H237V146H236ZM104 146L107 147V148H103L102 150H100V148H102V147H104ZM138 146H139V147H138ZM182 146H183V147H182ZM235 146H236V147H235ZM247 146H248V147H247ZM250 146H251L252 148H251ZM99 147H100V148H99ZM112 147H114V146L112 145ZM141 147H142L144 150L141 149ZM174 147H175V148H174ZM178 147H179V148H178ZM226 147H227V148H226ZM89 148H90V149H89ZM108 148H109V149H108ZM181 148H183V150H182ZM184 148H185V149H184ZM221 148H222L223 150H222ZM253 148H254V149H253ZM255 148H256V149H255ZM81 149H82V150H81ZM112 149H113V148H112ZM140 149H141V151H138V150H140ZM226 149H228V150H227L228 154H225V153H226ZM252 149H253V151L251 152ZM79 150H80V151H79ZM84 150H85V151H84ZM221 150H222V151H221ZM232 150H234V151H232ZM255 150H257V151H255ZM83 151H84L85 153H84ZM91 151H92V152H91ZM105 151H106V152L108 151V155H105V154H107ZM142 151H143V153H142ZM178 151H179V152H178ZM181 151H182V153H181ZM183 151H184L185 153H184ZM217 151H218V152H222L221 155H220ZM224 151H225V153H224ZM248 151H250V153H249ZM22 152H23L24 154H23ZM102 152H105V153L102 154ZM109 152H111V154L114 155V156L110 155ZM131 152H132V153H131ZM254 152H255V155H256V156L254 155ZM0 153H1V155H5V154H6V153L4 154V153H2V152H0ZM16 153H17V152H14V153H11V154L9 153L10 156L12 155V160H13L14 158H15L14 160L19 159V156H23L22 158L20 157V158H21L20 160L23 159V162L25 161V164H26L27 162H29V161L31 162V160H33V159H31V158H33L32 156L30 157V156L28 155V156L26 157L27 153H26V150H25V149H21V150H19L18 153H17L18 156H16ZM21 153H22V154H21ZM87 153H89V154H87ZM94 153H95V154H94ZM98 153H99V154H102V157H100V159L97 158V157L101 156V155H99V156L96 155V154H98ZM113 153H114V154H113ZM125 153H127V154H125ZM128 153H129L130 155H129ZM159 153H160V154H159ZM159 153H157V154H158L157 158H159V156L163 157L162 159H161V157H160L159 160H158L159 162H161V161L164 159V156L166 157L167 151H160ZM162 153H163V154H162ZM183 153H184V155H183ZM223 153H224L225 155H223ZM247 153H248V155H246ZM257 153H258V154H257ZM49 154H50V153H49ZM117 154H118V155H117ZM142 154H143V155H142ZM179 154H180V157H179ZM229 154H231V155L233 154L232 159H231L232 162H231L230 159H229V158H231V155L229 156ZM252 154H253L254 157L251 156ZM262 154H263V156H262ZM9 155H7V156H9ZM24 155H25V156H24ZM52 155H55V153L51 152V154H50L49 156H48V154H46V155H45V158H46V157H47V158H49V157L52 158V157H53ZM85 155H87V157H86ZM88 155H89V156H88ZM115 155H116V156H115ZM119 155H120V156H119ZM126 155H128L129 157L131 156V157H130L131 159H130V158L128 159V156H126ZM133 155H135V158L133 157ZM162 155H163V156H162ZM181 155H183L184 157L182 156V158H181ZM216 155H220V156H216ZM226 155H228L229 157L226 156ZM5 156H6V155H5ZM83 156L81 155V157H83ZM138 156H139V158H138ZM177 156H178L179 158H178ZM214 156H215V158H214ZM225 156H226V157H225ZM117 157H118L119 159H118ZM123 157H124V158H127L128 160H127V159H124ZM220 157H221V158H220ZM227 157H228V158H227ZM260 157H263V158H260ZM9 158L11 159V157H9ZM24 158H25V159H27V158L29 159V158H30V159H29V160L27 159V161H26V160H24ZM85 158H86V159H85ZM121 158H122V159H121ZM132 158H133V159H132ZM154 158H155V161H156V160H157L156 155H155ZM213 158H214V159H213ZM219 158H220V159H219ZM224 158H226V159H224ZM250 158H251V159H250ZM160 159H161V160H160ZM178 159H179V160H178ZM222 159L227 160V161H226V162H225L224 160L222 161ZM83 160H84V161H83ZM110 160H111V161H110ZM115 160H116V161H115ZM141 160H140V161H141ZM180 160H181V161H180ZM218 160H221V161H218ZM248 160H249V161H248ZM250 160H251V162H250ZM252 160H253V161H252ZM78 161H79V162H78ZM113 161H115V162H113ZM134 161H136V162H134ZM140 161H139V163H140ZM229 161H230L231 163H230ZM256 161H257V163H256ZM77 162H78V163H77ZM111 162H112V163H111ZM127 162H128V163H127ZM130 162H131V164H130ZM143 162H146V161H144V160L141 161L142 164H143ZM212 162H213V163H212ZM215 162H216V164H215ZM220 162H221V163L228 164L227 166L232 165V163H233L234 165H233L232 167H235V166H236V168H235L236 170H234L235 173L233 172V174H235V177H233L234 175L232 174V177H233V178H232V177L229 178V175H226V174H229V172H230L229 169H231L232 167H229L228 169H227V168H221V167H220V164H219ZM243 162H244V164H243ZM249 162H250L251 164H250ZM80 163H81V165H80ZM126 163H127V164H126ZM141 163H140V164H141ZM180 163H182V164H180ZM229 163H230V164H229ZM122 164H124V165H122ZM179 164L182 165V166H178ZM186 164H187V165H186ZM212 164H213V167H211ZM239 164H240V165H239ZM241 164L243 165L244 168L246 167L247 169H244V168L242 167ZM247 164H248L249 166H248ZM257 164H258V167H257ZM79 165H80L81 167H80ZM128 165H129V167H128ZM132 165H133V166H132ZM173 165L170 164V165H167V166H166V165H165V166H161L160 169H161V170L163 169L162 171H161L160 169H158V171H153V172H155V174H156V172H157V175H156V176H155V174H154L153 172L151 173V175H149V177L152 178V179H153V176H152L153 174H154V176H155V179L157 178V179H156V183H155V180H154V183H155V184L151 183L152 185L149 184V186H153V185L156 186L157 184H162V182H163V184H164V183H165L164 181H166L167 183H165L163 186H162V185H159V187H158V186H156V187L154 186V188H153V187H149V186L147 187V186H146V188H145V187H144V188H145L146 190H150V191H146V190H144V188H143L144 191L142 190V192H143L144 194H146L145 191L147 192V194H149L150 192H157V193L159 192L161 195L163 194L162 196H165L164 194L167 193V191H165V190H166V186L169 184V181H167L166 179L170 178V179H168V180H173V178L171 179V177H168V176H166V177H165V176H162V174H163V173H166L167 171H169V169H171V168L173 167ZM217 165L220 167V168H219L220 170H218V168H217L218 166H217ZM246 165H247V166H246ZM82 166H83V168H82ZM168 166H169V169H168ZM171 166H172V167H171ZM184 166H185V167H184ZM189 166H190V167H189ZM238 166H239V167H238ZM251 166H252V167H251ZM253 166L255 167V169H253ZM259 166H260V168H259ZM170 167H171V168H170ZM178 167H179V168H178ZM188 167H189V168H188ZM240 167H241V168H240ZM117 168H118V169H117ZM121 168H122V169H121ZM129 168H130V169H129ZM187 168H188L189 171L187 170ZM211 168H212V169H211ZM237 168L239 169L238 171H239L240 173L237 172ZM56 169H57V168H55L54 170H56ZM214 169H215V171H213ZM221 169H222V172L224 171L223 173H221ZM226 169H227V170H226ZM242 169H243V170H242ZM250 169H251V171H252V170H253V171L251 172ZM103 170H106V171L103 172ZM109 170H110V171H109ZM111 170H112V171H111ZM120 170L123 171V173H122ZM125 170L128 172V174H127V172H126V173L124 172ZM129 170H130V172H129ZM164 170H166V171H164ZM190 170H191V171H190ZM211 170H212V172H211V174H209V173H210L209 171H211ZM228 170H229V172H228ZM240 170H242V171H240ZM108 171H109V173H108ZM115 171H116V172L119 171V172L116 173ZM141 171H142V172H141ZM144 171H145V173H143V169H140V170L138 171L140 175L137 174V177L140 178V180H144V181H145V179H148V178H149V177H148V173H149V172L147 171L148 173H146V170H145V169H144ZM207 171H208V172H207ZM218 171H220V172H218ZM226 171H227V173H226ZM246 171L248 172V174L251 173V175H246V174H247ZM82 172H81V175H80L81 178L84 177V174H83ZM106 172H107V173H106ZM112 172H113V173H112ZM159 172H160V175H158ZM161 172H162V173H161ZM215 172H217V174H218L219 176H221L222 174L225 173L224 175L221 176L222 179H223L224 181H223V180H220L219 182H214V181L210 180V178L212 177V174L215 173ZM236 172H237V173H236ZM245 172H246V173H245ZM99 173H100V174H99ZM183 173H184V174H183ZM207 173H208V174H207ZM149 174H150V173H149ZM176 174H177V175H176ZM178 174H179V175H178ZM182 174H183V175H182ZM205 174L208 175V176H207V175H206V176H207V178H208L209 180L206 178V176H204ZM220 174H221V175H220ZM236 174L238 175V177L241 176V177H239V178H241V179L238 178V180H240V181H235V180H233L234 178H235V179L237 178V175H236ZM240 174H242V175H240ZM243 174L246 175V176L244 177ZM97 175H98V176H97ZM101 175H102V177H101ZM123 175H125V177H124ZM141 175H143L144 177L141 176ZM145 175H146V178H145ZM186 175H184V176H186ZM209 175H210L211 177H209ZM92 176H93V178H92ZM104 176H106V177H104ZM139 176H141V177H139ZM158 176H159V177H158ZM160 176H161V179H162L163 181L160 179ZM202 176H204L203 179H202ZM219 176H217V177H219ZM224 176H225V177H224ZM32 177H33V176H32ZM32 177H30V178H31V181H35V179L38 180L36 177H33V178H32ZM103 177H104V178H103ZM162 177H165V178H162ZM167 177H168V178H167ZM186 177H187V176H186ZM221 177H219V179H221ZM226 177H228V178H226ZM246 177H247V178H246ZM143 178H145V179H143ZM204 178H206V179H204ZM225 178H226L227 180H226ZM101 179H102V181H101ZM159 179H160V180H159ZM164 179H165V180H164ZM211 179H212V178H211ZM228 179H229V180H228ZM94 180H95V181H94ZM96 180H97V181H96ZM127 180H128V181H127ZM200 180H198V181H200ZM225 180H226V182L229 181L230 183H229V182H228V183H225ZM230 180H231V181H230ZM232 180H233V181H232ZM89 181H90V180H89ZM93 181H94V182H93ZM99 181H100V182H99ZM126 181H127V183H126ZM205 181H206V182H205ZM210 181H212V183H211ZM221 181H223L224 183H222ZM244 181H245V180H244ZM244 181H243V182H244ZM98 182H99V183H98ZM101 182H102V183H101ZM220 182H221V183H220ZM236 182H237L238 184H237ZM97 183H98V184H97ZM100 183H101V185H100ZM207 183H208V184H207ZM213 183H214V184L216 183L217 186H216V185L214 186ZM124 184H125V185H124ZM210 184H211V185H210ZM212 184H213V185H212ZM218 184H219V185H218ZM220 184H221V185H220ZM224 184H225V186H224ZM227 184H228V185H227ZM229 184H230V185H229ZM242 184H243V183H242ZM260 184H261V185H260ZM97 185H98V186H97ZM126 185H127V186H126ZM147 185H148V184H147ZM165 185H166V186H165ZM206 185H207V186H206ZM208 185H209L210 187L212 186V187H211L212 190L210 189V187H209ZM235 185H236V186H235ZM99 186H100V187H99ZM124 186H125V188H124ZM164 186H165V188H163ZM218 186H219V187H218ZM220 186H221V187H220ZM222 186H223L224 188H223ZM103 187H107V188H105L106 190H105V189L103 190ZM127 187H128V188H127ZM157 187H158V188H157ZM160 187H161V188H160ZM204 187H205V188H204ZM213 187H214V188H213ZM229 187H231V188H229ZM234 187H235V188H234ZM256 187H257V188L259 187V188L257 189ZM121 188H122V190H121ZM126 188H127V189H126ZM149 188H150V189H149ZM215 188H216V189H215ZM91 189H92V190H91ZM109 189H110L111 191H110ZM115 189L117 190V192H116ZM123 189H125L126 192H124L125 190H123ZM129 189H130V188H129ZM152 189H153V191H152ZM154 189H155V190H154ZM157 189H158V190H157ZM159 189H160V190H159ZM163 189H165V190H163ZM236 189H237V188H236ZM254 189H255V190H254ZM108 190H109V191H108ZM114 190H115L116 194H115V192L113 193ZM119 190H120V192H119ZM206 190H203V191L206 192ZM209 190H207V191H209ZM96 191H97V192H96ZM106 191H107V192H106ZM121 191H122V192H121ZM161 191H163V192L161 193ZM216 191H217V193H216ZM251 191H252L253 193H252ZM101 192H102V193H101ZM105 192H106V193H105ZM123 192H124V193H123ZM223 192H224V193H223ZM225 192H227V194H226ZM250 192H251L253 195L250 194ZM96 193L98 194V196H96V195H97ZM107 193H108V194H107ZM110 193H111V195H110ZM112 193H113V194H112ZM119 193H120V194H119ZM122 193H123V194H122ZM228 193H229L230 195H228ZM95 194H96V195H95ZM114 194H115V195H114ZM121 194H122V196H121ZM124 194H125V195H124ZM221 194H223V195L226 194V197H225V196L223 197V195H221ZM235 194H236V195H235ZM242 194L246 195V197H245V196L242 197V196H243ZM100 195H101V196H100ZM192 195H194V194H192ZM211 195H213V196H211ZM218 195H219L221 198H220ZM227 195H228V196H227ZM238 195H239V196H238ZM240 195H241V196H240ZM84 196H85V195H84ZM112 196H115V197H112ZM116 196H117V197H116ZM124 196H125V197H124ZM237 196H238V197H237ZM85 197H86V196H85ZM118 197H119V198H118ZM122 197H123V199H124V198H125V199L122 200ZM214 197H215V198H214ZM212 198H214V199H212ZM217 198H218V199H217ZM231 198H232V199H231ZM236 198H237V200H238V198H241V199H239V200L237 201ZM81 199L83 200L84 198L81 197ZM98 199H97V200H98ZM118 199H119V201H118ZM137 199H138V198H137ZM208 199H209V200H208ZM230 199H231V200H230ZM234 199H235V200H234ZM116 200H117V201H116ZM212 200H214V201H212ZM232 200H234V201H232ZM240 200H241V201H240ZM112 201H113V202H112ZM217 201H218V202H217ZM236 201H237V202H236ZM117 202H118V203H117ZM220 202H221V204H220ZM109 203H111V204L113 203V205H111V204H109ZM207 203H208L210 206L207 205ZM228 203H229V204H228ZM232 203H234L235 207L232 206V205H233ZM215 204H216V207L220 205L219 208H220L221 210H222V208H225V209L222 210V212L220 213L219 210H216V209L212 208L213 206H215ZM217 204H219V205H217ZM222 204H223V206H222ZM230 204H231V205H230ZM242 204H241V206H242ZM244 204H245V203H244ZM102 205H103V206H102ZM106 205H107V206H106ZM117 205H116V206H117ZM238 205H239V206H238ZM208 206L211 207V209L208 208ZM226 206H227V207H226ZM256 206H257V208H254V207H256ZM230 207H231V209H233V210H230ZM237 207H239V208L241 209V210H240L241 213L238 211ZM99 208H100V209L103 208V209L100 211ZM207 208H208L209 211H207ZM227 208H228V209H227ZM234 209H235V213H234ZM236 209H237V211H236ZM193 210H194V212H195L196 214H194ZM196 210H197V211H196ZM212 210H213V211H212ZM214 210L217 211V212H215ZM225 210H226V211H225ZM229 210H230V211H229ZM189 211H190V213H189ZM198 211H199V212H198ZM118 212H119V213H118ZM121 212H122L123 214H122ZM197 212H198V213H197ZM200 212H201V213H200ZM203 212H204V211H203ZM207 212H208V213L210 212V214H208ZM223 212H224V213H223ZM237 212H238V213H237ZM255 212H256V211H255ZM117 213H118V214H117ZM216 213H218V216H217V217H215V216H216V215H215ZM225 213H226V214H225ZM239 213H240V214H239ZM120 214H122V215H120ZM149 214L151 215L152 218H154L153 220H150L151 217H150ZM160 214H161V215H160ZM201 214H204V215H201ZM206 214L210 215V217L208 216V220H209V222H211V221L214 220V222H211V225H212V226H211L210 223H209V225H208L209 228L207 229V227H206V229H207L208 231H207L206 229H205V230H204V229L201 230V228H200L201 223H198L199 225L197 224V222H199V220H201L199 217H204V216H205V219L207 218V217H206V216H207ZM213 214H214V215H213ZM221 214H223V215H221ZM229 214H232L233 217H232V215H229ZM236 214H238L239 217H238ZM94 215H95V214H94ZM146 215H147V216H146ZM154 215H156V217H155ZM164 215H165V214H164ZM180 215H182V216H180ZM198 215H199V217H198ZM227 215H228V216H227ZM117 216H118V217H117ZM179 216H180V217H179ZM195 216H196V217H195ZM211 216H213V217L211 218ZM219 216H220V218H221V216H222L221 221H219V220L216 221L217 218L220 219ZM225 216H226L227 218H226ZM229 216H231L232 218L230 219ZM235 216H236L237 218H236ZM115 217H116V218H115ZM149 217H150V218H149ZM197 217H198V219H196ZM194 218H195L196 220H195ZM210 218H211V219H210ZM234 218H235V219H234ZM146 219H147V220H146ZM228 219H229L231 222H230ZM238 219H240L241 221L238 220ZM91 220H96V219L93 218V219H89L88 221H89V222H92ZM103 220H99V221H100L101 223L104 224ZM206 220H207V219H206ZM208 220H207V221H208ZM99 221H98V222H99ZM140 221H143L142 223H143L144 225L141 223V226H140V224H138V223H140ZM146 221H147V222H146ZM194 221H195V222H194ZM226 221H227V223L229 222L228 225H227ZM234 221H235L236 223H235ZM237 221H238V222H237ZM243 221H244V222H243ZM119 222H120V223H119ZM148 222H149V223H148ZM184 222H185V223H184ZM187 222H189V223H187ZM193 222L196 223V224H193ZM215 222H216V223H215ZM241 222H243V223H241ZM262 222H263V223H262ZM108 223H109V224H108ZM123 223H125V225H124ZM147 223H148V224H147ZM186 223L189 225V227H188V225H187ZM214 223H215V224H214ZM230 223H231L232 225H231ZM234 223L237 224L238 226H237V225H236L237 227L234 226V225H235ZM239 223H241L242 226L239 225ZM122 224H123V226H122ZM130 224H131V225H130ZM146 224L149 225L150 228L147 227ZM213 224H214V225H213ZM220 224H221V225H220ZM224 224H225V226H224ZM233 224H234V225H233ZM128 225H129V227H128ZM181 225H182V226H181ZM192 225H193V226H192ZM226 225H227L228 227H227ZM135 226H136V227H135ZM158 226H159V227L161 226L160 229H159ZM186 226H187V228H189V229H191V226H192V228L194 229V231L196 230L197 233H199L198 235H197V233L194 235L195 237H196V235H197L198 238L196 237V238L194 239V236H193V237H192L193 239H191V237H190L189 234H188V229L186 228ZM194 226H195V227H194ZM196 226H197V228H196ZM221 226H222V227L224 226V228H222ZM232 226H234V227H232ZM118 227H120V229H118ZM121 227H124V228H122L123 230L121 229ZM141 227H142L143 229L140 230ZM178 227H179V230H178ZM183 227H184V228H183ZM210 227H211V228H210ZM212 227H213V228H212ZM238 227H239L240 229H238ZM242 227H243V228H242ZM133 228H135L134 231H133ZM137 228H138V229H137ZM146 228H147V229H146ZM156 228H158V229H156ZM225 228H226V229L228 228V229H229V230L227 229L228 231H230V228H231V229L233 228L235 231L232 230V231H233V234H232V231H231V233H230V232H228ZM235 228H236L237 230H236ZM249 228H250V229H249ZM255 228H256L257 230H256ZM258 228H259V229H258ZM114 229H115V230H114ZM117 229H118V230H117ZM151 229H152V230H151ZM155 229H156V230H155ZM180 229H181V230H180ZM185 229H186V230H185ZM221 229H222V230H221ZM223 229H224V230H223ZM243 229H245V232H246V233H245L244 231H243V232L241 231V230H243ZM139 230H140V231H139ZM146 230H147V231H146ZM149 230H150V231H149ZM153 230H154V234H153V232H151V231H153ZM184 230H185V231H184ZM198 230H199V231H198ZM200 230H201V231H200ZM217 230H218V231H217ZM238 230H240V231H238ZM246 230H248V232H247ZM122 231H123V232H122ZM124 231H125V232H124ZM135 231H136V232H135ZM179 231H180V232H179ZM186 231H187V233H186ZM192 231H193V230H192ZM194 231H193V232H194ZM196 231H195V232H196ZM203 231H204L205 233H204ZM215 231H216V235H215ZM220 231H221V232L223 231V232H222L223 234H224V231H226V232H225V235H223L222 233H220ZM249 231H251V234H252L251 236L254 235L255 238H254V237H251V238L249 239V237H248V236L250 235V234H249V233H250ZM253 231H255V232H253ZM134 232H135V233H134ZM150 232H151V233H150ZM183 232L186 233V234L184 235ZM207 232H208V233H207ZM213 232H214V233H213ZM234 232H235V234H234ZM257 232H258V233H257ZM143 233H144V235H143ZM146 233H147V234H146ZM178 233H179V234H178ZM182 233H183V234H182ZM203 233H204V234H203ZM210 233H211V234H210ZM227 233H228V234H227ZM236 233H237V235H239V236H237ZM244 233L247 234L246 236L248 237V238H247V237L245 236V238H244V239H246L245 241H244V239H243V236L245 235ZM256 233H257V234H261V236H263V237L257 235ZM126 234H124V236H125ZM151 234H152L153 236H152ZM176 234H177V235H176ZM187 234H188V235H187ZM202 234H203V235H202ZM209 234H210V235H209ZM139 235H138V236H139ZM142 235H143V236H142ZM145 235H146V236H145ZM148 235H150V236H148ZM182 235H184V236H182ZM207 235H208V236H207ZM232 235H233L234 237H232ZM241 235H243V236H241ZM122 236H123V235H122ZM222 236H227V237H226V238H225V237L222 238ZM258 236H259V237H258ZM169 237H170V239H169ZM179 237H180V238H179ZM183 237H184V238H183ZM229 237H230L231 240H230V239H227V238H229ZM236 237H238V238L240 237V238L238 239V238H236ZM241 237H242L243 241L241 240ZM256 237H258L259 240H260V238H263V241L260 240L259 242H257L256 240H258V239H256ZM149 238H150V239H149ZM158 238H159V239L161 238L162 240H161V239L159 240ZM163 238H164V240H163ZM199 238H200V239H199ZM156 239H157V240H156ZM167 239H168V241H167ZM188 239H189V240H188ZM190 239H191V240H190ZM198 239H199V240H198ZM206 239H205V240H206ZM222 239H226V240H223V241H222ZM234 239H236L237 241L234 240ZM248 239H249V241L246 242ZM255 239H256V240H255ZM158 240H159V241H158ZM185 240H187V242H186ZM196 240H197V243H195ZM228 240H229V242H228V244H227V241H228ZM232 240H234V241H232ZM240 240H241V241H240ZM184 241H185V242H184ZM224 241H225V242H224ZM230 241H231V242H230ZM239 241H240V242H239ZM253 241H254V242H253ZM199 242H200V243H199ZM250 242H251V243H250ZM223 243H224V244H223ZM240 243H242V244H240ZM253 243H254V244H253ZM201 244H200V245H201ZM222 244H223V245H222ZM236 244H237V245H236ZM247 244H248V245H247ZM193 245H194V246H193ZM224 245H225L227 248H225ZM234 245H235V246H234ZM238 245H239V246H238ZM240 245H241V246L243 245V246H242L243 248H242ZM228 246H229V247H228ZM231 246H233V247H235V248L232 249L233 247L231 248ZM236 246H238V247H236ZM253 246H254V247H253ZM262 246H260V247H262ZM129 247H130V246H129ZM131 247H132V245H131ZM156 247H157V248L154 247V248H155V249H154V250H155V253H156V249H158V246H156ZM207 247H208V248H207ZM126 248H127V247H126ZM245 248L242 250V252L238 251V252L236 253V254H239V255H236V254L234 255L237 259L232 257V259L230 260L231 262L229 261L227 264H229V263L234 264L235 261H236L235 264H238V263H239V264H247V263H248V264H251L250 262L254 261L256 258H254V255H252L251 252L248 253V251H247ZM253 248H254V249H253ZM194 249H196V250H194ZM202 249H203L204 251H203ZM130 250H131V249H128V251H130ZM144 251H145V249H143V251L140 250V251L137 253L138 256L140 255L139 258H140V257L142 258L141 255H143V259H145L144 256H146V259H147L149 253H151L150 249H149V250L146 249V252H147V253L144 252ZM149 251H150V252H149ZM245 251H246L247 253H246ZM263 251H264V247H263ZM263 251H262V252H263ZM126 252H127V251L125 250V253H126ZM130 252H131V251H130ZM130 252H127V253H130ZM141 252H142L143 254H142ZM195 252H196V253H195ZM239 252H240V253H239ZM262 252H261V255H260V256H262V259L264 260V253H262ZM122 253H123V251H122ZM161 253H162V251H161ZM146 254H147V255H146ZM157 254L159 255L160 253H157ZM199 254L196 255V257H197V256L199 257V256H200ZM240 254H242V255H240ZM243 254H244V255H243ZM262 254H263V255H262ZM120 255H121V254H120ZM122 255H123V254H122ZM129 255H131V253H130ZM158 255H157V256H158ZM161 255H162V254H161ZM161 255H159V257H160ZM248 255H250V256H248ZM123 256H124V255H123ZM191 256H192V255H191ZM239 256H242V257H239ZM244 256H245V257H244ZM251 256H252V257H251ZM248 257H249V259H248ZM250 257H251V258H250ZM256 257H257V256H256ZM160 258H161V257H160ZM160 258H159V260H160ZM162 258H163V260H164V256H163ZM162 258H161V260H162ZM260 258H261V257H260ZM241 259H242V260H241ZM246 259H247L249 262H247ZM161 260H160V261H161ZM163 260H162V262H163ZM232 260H233V261H232ZM243 260H244V262H245V261H246V262L244 263ZM162 262H159V263H160V264H166L165 262H164V263H162ZM213 263H214V264H218V262H215V261H211V263H209V264H213ZM219 264H220V263H219Z\"/></svg>",
    "mask_w": 264,
    "mask_h": 264
}]
</instances>
